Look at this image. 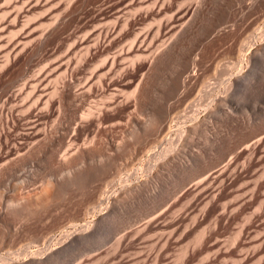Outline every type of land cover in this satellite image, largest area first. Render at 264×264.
Listing matches in <instances>:
<instances>
[{
	"label": "bare ground",
	"instance_id": "obj_1",
	"mask_svg": "<svg viewBox=\"0 0 264 264\" xmlns=\"http://www.w3.org/2000/svg\"><path fill=\"white\" fill-rule=\"evenodd\" d=\"M85 1V0H84ZM103 1V0H102ZM110 1V0H109ZM108 1V2H109ZM174 1L175 0H117V1H114V2H112V4H110L109 3V6H108V9L107 10H105V11H102V12H96L95 13V15L93 16V17H91L89 20L87 19V21H85L84 23H82V24H80V25H78L77 27L75 26L76 24H74L73 26L74 27H76V28H74L73 29V31H67V35H68V37H67V39L68 40H72L70 43L68 42V44H70V45H68L67 44V42H66V45H68L67 46V48L65 49V50H63V51H61V42H60V40L59 39H57V40H59V42H56L51 48V50H48V45L50 44V43H52L56 38H59L58 36H59V34L62 32V31H64V29H66L70 24H71V22H75L76 23V21H78V20H80L79 19V17H80V15L82 14V12H81V10L82 9H80V11L79 12H76V11H78V9L79 8H81L80 6L82 5V3H83V0H0V61H1V57H3V61H5L4 63L5 64H3V63H1V65L3 64L4 65V67L6 66H9L10 64H9V62H11L12 60L11 59H14L15 57H17L20 53H22V51H23V49L25 48V46H28L29 44H31L30 42H34L33 44H35V47L37 48V49H39L38 50V52L40 51V52H42L41 54H42V58H43V60L45 61V63L44 62H42V63H44L43 65H41L40 67H39V70L37 71L38 73L36 74V76H34V74L32 75V76H34V79H33V77H32V80L30 79H27V80H29V81H24L25 80V78H24V83H23V85H22V87L18 90V92H15L16 94H14V96H15V98H18V97H16V96H18V95H21L23 92H25V90L26 89H28V90H30V93L28 94V96L30 95L31 96V98H34V102L33 103H29V104H31L30 106H27L26 108H22V107H25V105H26V103L29 101H26V103H20V104H18L19 106H17V105H14L15 104V102H14V104L13 105H11L9 108H8V110L6 111L7 113H6V116L5 117H7V115L9 114L10 116H11V118L14 120V119H16V120H19V119H21V118H26L28 121L29 120H31V121H29V122H27V124H26V121H25V124L26 125H28V127L26 128L27 130L25 131V130H23V132L22 131H18V133H15V134H17L15 137H14V139H13V143L11 144V145H8V144H6L8 141V139H9V137H7V142L4 144L5 146L4 147H2L1 145L2 144H0V183L1 182H5V181H7V180H5V181H3L6 177H9L8 175H10V173L17 167V166H19V165H23L24 166V164L25 163H27V162H29L28 160L29 159H31L32 157H35V155H36V153L37 152H39L40 150H41V152H42V150H44L45 152H46V158H45V161H47L46 163H48V165H51V166H53L52 164H54V163H56L55 161L57 160L56 159V154H57V150L55 149V148H57V147H59V146H61L62 144V142L60 143V141L61 140H63L64 141V139H62L61 137H59L58 135V133H59V130H58V121H56V119L58 120V116L61 114V112L63 111H61V109H59V107L60 106H62L63 108H68V107H70V106H72V105H74L75 103H77V101L79 102H83V101H85V99H89L88 97H92V94H94V92L96 93L95 95H100V97L101 98H104L105 100L103 101V99H102V102H101V104L99 105V104H95L94 103V101L95 100H97V99H95V98H97V97H95L94 99H89V101H88V103L90 102V100H93V105H96L95 107H85V111H82L83 112V114H82V112L80 113V111H79V113L80 114H82L81 115V117H80V121L83 123V122H85L84 124H86V122L88 121H90V122H92V121H95V122H98V126H97V129H98V131H97V133L98 132H100L99 130H101L102 129V127H103V123L104 122H106V121H108V118H109V116H110V113L112 114L113 112H115V111H117V110H122V109H125V108H130L131 106H134V107H136V106H138V108L141 106V105H143V102H145L146 100H147V98H146V96L148 95L147 94V90H148V86H149V84L150 83H153L152 81H151V79L155 76V75H157V78L159 77L158 75H159V73L161 74V71L160 70H162V72L164 71V69H160L161 68V66L162 65H166V64H169V62L168 61H171L172 60V62L175 64V63H177L178 62V64H176L177 66H178V71H176V65H175V68L173 69L171 66H173L174 67V65H173V63L171 62V66H170V64L169 65H167L166 67H168V66H170V67H168V68H170L171 70H175L176 72L175 73H177V75L174 73V75H176V78H174L175 80H173L172 78L170 79V80H167L168 78V76L167 77H164V78H167L166 80V84H164V82H165V80H164V78H163V80H162V74H164V73H166L167 71H165V72H163L162 74H161V76L158 78V80H159V83L158 82H154V83H158V84H163L162 86H160V87H163V86H165L166 85V91L164 92L165 93V95L168 97H171L172 99H173V97H174V99H175V101L177 100L176 98H181L182 99V97H183V95L185 96L186 95V93H188L189 94V92L188 91H190V90H192V88H197V86H198V84H200V85H202V87H200L201 89H202V91L199 89V92H202L200 95H202L203 96V98L205 97V99L208 97V95L210 96V94H213L212 92L214 91L213 90V88L215 87L214 86V84L212 85V83H215V84H217L221 79H219L221 76L220 75H222L223 76V74L222 73H229V72H227V71H229V70H231V69H229L228 70V67H230L231 65H227V64H229L230 62V60H232V61H234L233 60V57H232V59H230L229 57L231 56H229V54H230V51L228 52L229 54H228V56H227V58H229V59H227L228 60V63H227V61H226V65L225 66H228L227 67V70L226 69H224V66L222 67V65H221V68H220V63H218L217 64V67H218V65H219V68L221 69V70H219L218 68V70L221 72H219V76L217 77V79H219V81L217 82V81H215V76H213L214 75V73H216L217 75H218V72H214L215 70H213V72L214 73H212L211 72V66H208V67H210V69L207 67V70L209 69L210 70V73H212V75H210V76H213V80L215 81V82H213V81H211V80H209V81H211L212 83L210 84L209 82H206L207 80L205 79V77H207V76H204V74H205V69L203 70V68H201L202 70L201 71H205L203 74H202V72L200 73L199 71V67H201V65L199 66V67H197L198 66V64H199V59H197V57H193V58H189L187 61H184V60H182V58L184 59V57H182L183 55H182V52L184 53V52H186V51H189V50H186L185 48L186 47H188V45L191 43L192 44V42H193V40L192 39H190V35H191V32L192 31H194V30H192V29H194L193 27H194V25H196L195 24V19L197 20H200L201 19V17H204V16H200V14L199 13H201L202 11H201V9H202V7H201V5H198V0H197V8L199 9V7H201V9H199V11H197V8H196V6H195V11L194 12H192V13H189L187 10V12L184 10V8L183 9H180V8H182V7H184V6H182V7H177V8H175L174 7ZM177 1V0H176ZM180 1H182V0H180ZM200 1V0H199ZM203 1V0H202ZM202 1H200V2H202ZM264 1V0H263ZM183 2V1H182ZM196 2V1H195ZM199 2V3H200ZM205 2V1H204ZM220 2V1H219ZM255 2V1H254ZM85 3V2H84ZM105 3V2H104ZM179 3H181V2H179ZM190 3V2H189ZM237 3V2H236ZM256 3V2H255ZM182 4V3H181ZM184 4H187V3H184ZM195 4V5H196ZM85 4H83V6H84ZM183 5V4H182ZM188 5V4H187ZM133 6H135V8H137L136 6H141V9H142V6H145L144 8L146 9L145 10V12H132V10H130V8L132 9V7ZM178 6H180V5H178ZM186 6V5H185ZM189 6H193V3H192V5H189ZM188 6V8H190ZM251 6V5H250ZM250 6H249V9L247 8V10H252L253 9V7H251L250 8ZM106 7V6H105ZM105 7H103V9H105ZM205 7V6H204ZM210 7V6H209ZM236 7V6H235ZM83 8V7H82ZM134 8V7H133ZM228 8V7H227ZM88 9V8H87ZM138 9H140V7L138 8ZM138 9H137V11H138ZM140 9V10H141ZM102 10V9H101ZM100 10V11H101ZM126 10L128 11V10H130L131 12H126ZM203 10V9H202ZM217 10V9H216ZM221 10V9H220ZM246 10V11H247ZM43 11V12H42ZM45 11V12H44ZM201 11V12H200ZM207 11V10H206ZM199 12V13H198ZM228 12V11H227ZM247 12H251V11H247ZM137 15H136V14ZM203 14H204V12H202ZM206 13V12H205ZM230 13V12H229ZM228 13V15H230ZM232 13H234V12H232ZM239 13V12H238ZM237 13V14H238ZM241 13V12H240ZM253 13V12H252ZM255 13V12H254ZM199 14V16H197ZM202 14V15H203ZM236 14V13H235ZM237 14H236V16L234 15V14H232L231 16L232 17H234V18H236L237 17ZM244 14H246L245 13V10H244V13L242 12V15L244 16ZM248 14V13H247ZM251 14V13H250ZM259 14H264V12H259ZM259 14H257L256 15V17H257V19H258V15ZM224 15V14H223ZM234 15V16H233ZM240 15V14H239ZM239 15H238V17H239ZM35 16H36V18H35ZM82 16H84V15H82ZM81 16V17H82ZM199 17V18H197V17ZM225 16V15H224ZM241 16V15H240ZM251 16V15H250ZM261 16V15H260ZM34 17V18H33ZM138 17L142 20V21H146V20H148L149 18H153V20L155 19L157 22H154L155 24H156V26H154L153 27V25H154V23L152 22V20L150 21V20H148L147 22H145V23H147V24H152L150 27H149V29H147L148 28V26L149 25H145V26H147V28L146 27H144V28H146V29H144V28H142L141 27V29H143L145 32H143L142 30H139L140 32H142V33H140L139 31L137 32L136 31V35L134 34L133 35V38L131 39V37H130V39H128V41L130 40V42H128L129 43V45H128V47H122V48H120L119 49V44H117L118 46V48H117V50H116V48H115V45H116V43L119 41V39L120 38H123V37H121L122 35H123V33H129L128 31L130 30H128V28L129 27H132L134 24H136L137 22H136V19H138ZM228 17V16H227ZM246 18L248 17V16H245ZM255 17V16H254ZM84 18V17H83ZM214 18H215V16H214ZM233 18V19H234ZM246 18H245V20H246ZM263 18V17H262ZM26 19V20H25ZM35 19V20H34ZM222 19V18H221ZM225 19V18H224ZM229 19H230V16H229ZM228 19V20H229ZM232 19V18H231ZM239 19L241 20V18L239 17ZM244 19V17H242V20ZM248 19V18H247ZM253 17H252V20L251 21H253ZM257 19H256V21H257ZM27 21V23L25 22V21ZM198 20H197V23H198ZM202 20L203 19H201L199 22H202ZM209 20V19H208ZM210 20H211V18H210ZM228 20H227V18H226V20H224V21H227L226 22V24H228ZM238 20V19H237ZM237 20H235V21H237ZM240 20H238V21H240ZM22 21H24V22H22ZM84 21V20H83ZM140 21V20H139ZM138 21V22H139ZM220 21V20H219ZM223 20H222V23L224 22ZM230 21V20H229ZM237 21V23L239 24V22ZM255 21V20H254ZM256 21H255V23L253 22V29H257L258 31H257V33H255V34H251L253 31H251L249 34L251 35V37L250 38H248V40H252V41H255L256 40V38L258 39V35L259 34H261V33H263L264 32V30L261 28V26L260 27H258V24L259 23H257L256 24ZM259 21V20H258ZM263 21V20H262ZM136 22V23H135ZM150 22V23H149ZM152 22V23H151ZM212 22V21H211ZM230 22H232V21H230ZM229 22V23H230ZM242 21H240V23H241ZM21 23H23V25H25V26H22L21 25ZM209 23V22H208ZM215 23H216V21H215ZM218 23H220V22H218ZM222 23H220V25L219 26H221V24ZM233 23V22H232ZM250 23V22H249ZM142 24V23H141ZM144 24V23H143ZM206 24V23H205ZM210 24V23H209ZM209 24H207V25H209ZM226 24H224L223 23V25L221 26V27H223V28H225L226 27ZM233 24H235V26H236V23L234 22ZM242 24H244V22H242ZM261 24V23H260ZM39 25V27H41V28H39V27H36V26H38ZM207 25H205V26H207ZM232 24L230 23V25L229 26H227V27H229V28H231L230 26H231ZM240 25V24H239ZM246 25V24H245ZM247 25H248V22H247ZM252 24H250L249 26H251ZM18 26H21V27H18ZM201 26V25H200ZM209 26H211L212 27V25H209ZM16 27H18V29H14V28H16ZM134 27V26H133ZM137 27V29H138V25L136 26ZM136 27H135V29H136ZM196 27V26H195ZM202 27H204V24H203V26ZM201 27V28H202ZM208 27V26H207ZM211 27H209V29L211 28ZM227 27L225 28V30L223 31V32H220L219 34H218V37L217 38H221V37H224L225 36V39H226V41L228 40L227 38H226V36L228 37V35H226V34H230L229 32H232L233 33V30H230L229 28V30L227 29ZM240 27H241V25H240ZM247 26H245V27H243V28H246ZM23 28V29H22ZM37 28V29H36ZM217 28H218V30H220V29H223V28H220V27H218V24H217V27L215 26V29L217 30ZM220 28V29H219ZM232 28H234V31H236L235 30V27L234 26H232ZM236 28H238V26L236 27ZM243 28L241 29V32H242V30H243ZM249 28V27H248ZM247 28V29H248ZM12 29H14L15 30V32L18 30H21V31H19V33H15L14 32V30L12 31ZM39 29V30H38ZM203 29H206V27H204ZM208 29V28H207ZM213 29V28H212ZM227 29V30H226ZM197 30H198V28H197ZM200 30V29H199ZM254 30V31H255ZM10 31H12V32H14L15 34H10L9 35V33H12V32H10ZM132 31V30H131ZM130 31V32H131ZM133 31H135V30H133ZM204 31H206V30H204ZM208 31V30H207ZM222 31V30H221ZM239 31V30H238ZM246 31V30H245ZM244 31V32H245ZM194 32H196V33H198L199 31H194ZM214 32V31H213ZM213 32H212V34H209V35H212L211 36V39H215L216 40V38H214V34H213ZM219 32V31H218ZM193 33V32H192ZM196 33H194V35L196 34ZM211 33V32H210ZM231 33V34H232ZM235 33V32H234ZM248 33L246 34V35H248ZM66 34V33H65ZM155 34H156V36H155ZM201 34H203L202 33V30H201ZM200 34V36L201 37H205V36H203V35H201ZM204 34H206V33H204ZM208 34V33H207ZM217 34V33H216ZM237 34V35H236ZM244 34V33H243ZM152 35H154V37H152ZM194 35H192L191 36V38H193L194 37ZM197 35H199V34H197ZM224 35V36H223ZM233 35V34H232ZM235 35L236 36H238V33H235ZM241 35V34H240ZM245 35V36H246ZM250 35H248V36H250ZM264 35V34H263ZM262 35V36H263ZM8 36H10L11 38H13V39H11L10 37H8ZM196 36V35H195ZM234 36V35H233ZM247 36V37H248ZM64 37V36H63ZM213 37V38H212ZM259 37H260V35H259ZM264 37V36H263ZM263 37H260V38H263ZM61 38V37H60ZM128 38V37H127ZM196 39L195 40H197L198 41V39H197V37H195ZM230 38V37H229ZM236 38V37H235ZM192 40L191 42H189V44H186V42H187V40ZM194 39V38H193ZM210 39V38H209ZM208 39V40H209ZM240 39H241V37H240ZM245 39H246V37H245ZM122 40V39H121ZM189 40V41H190ZM202 40V39H201ZM219 40V39H218ZM221 40V39H220ZM222 40H224V39H222ZM231 40H232V38H231ZM235 40V39H234ZM233 40V41H234ZM236 40H237V38H236ZM235 40V41H236ZM244 40V38H242V41ZM248 40H247V42H248ZM66 41V40H65ZM126 41H127V39H126ZM210 41H212V40H209V42L206 40L205 42L207 43L208 42V44L210 43ZM242 41H239V42H242ZM258 41V40H257ZM261 41V40H260ZM202 42V41H201ZM247 42H245V44H243L244 43V41H243V45L241 44L240 45V47L237 49V53H236V51H235V53H236V57H235V59H236V61L235 62H237L236 64L235 63H233L234 65H235V67H237V71L234 73V75H233V73H231V75H233V76H229L227 79H223V81H222V83L223 84H225V91H223L224 92V95H222L221 94V98H219V101H218V104H216V101H215V104H216V106L215 105H213V100H212V103H210V104H208V110L206 111V113H205V115H204V117L203 118H200L199 116H197V115H191L192 117H191V121H190V125L188 124L187 126H186V121L185 122H182V123H184V125H182V126H180L179 124H178V127L176 128V134L175 135H177L176 137H178L179 138V141H185V139L188 137L187 135L188 134H190V133H193V132H198L197 130L200 128V126L201 125H209L208 124V121L210 120V116H211V114L213 115V113L215 112V109H216V107L217 106H226V104H227V106L225 107V108H227V107H232L231 106V104L229 105V103H228V101H229V98H231V97H233V98H235V95L237 96V90H239V91H241V89H243L244 87H247V86H249L250 84H249V82H250V80H251V77L253 76L252 75V70H251V68H250V66L251 65H249V63H251L250 62V60H251V58L253 57V56H259V55H262V54H264V40L262 39V42H260V45L257 47H255L256 49L253 51V55L251 56V55H249V53H250V51L252 50L251 48H250V46H249V49H251L250 51H247V52H243V49H244V47H246L245 45H246V43ZM54 43V42H53ZM121 43V42H120ZM127 42H123V45L124 44H126ZM194 43H196V41H194ZM194 43H193V45H194ZM211 43H213V42H211ZM221 43V45H223L224 43L223 42H219V44ZM223 43V44H222ZM231 44H232V41L230 42ZM248 43H250V42H248ZM28 44V45H27ZM205 44V43H204ZM207 44V45H208ZM214 44V43H213ZM238 44V43H237ZM253 44V43H252ZM255 44V43H254ZM120 45H122V44H120ZM185 45H187L186 47H185ZM200 45H202L201 43H200ZM206 45V44H205ZM220 45V46H221ZM247 45H249V44H247ZM256 45V44H255ZM254 45V46H255ZM30 46H33V45H30ZM124 46H127V45H124ZM203 46V45H202ZM213 46V45H212ZM231 46V45H230ZM233 46H234V44H233ZM34 47V46H33ZM66 47V46H65ZM185 47V48H184ZM189 47H191V46H189ZM188 47V48H189ZM196 46H194V48H195ZM210 47H211V44H210ZM223 47V46H222ZM27 48V47H26ZM115 48V51L113 50ZM193 48V49H194ZM204 48V47H203ZM212 48V47H211ZM210 48V49H211ZM218 47L216 46V49H217ZM233 48V47H232ZM247 48V47H246ZM33 49V48H32ZM185 49V50H184ZM192 49V48H191ZM195 49H197V48H195ZM201 49V47L200 48H198V50H200ZM206 49H207V46H206ZM215 49V48H214ZM227 49V48H226ZM231 49V48H230ZM235 49V50H236ZM225 50V49H224ZM231 50H233V49H231ZM193 51V50H192ZM202 51L203 52H205L204 51V49H202ZM202 51H201V53H199V55L200 54H202ZM208 51V50H207ZM206 51V52H207ZM214 51V50H213ZM222 51V50H221ZM227 51V50H226ZM245 51V50H244ZM34 52V51H33ZM38 52H36V53H38ZM197 53L196 54H198V51H196ZM200 52V51H199ZM205 52V53H206ZM215 52V51H214ZM213 52V53H214ZM28 53H30V52H28ZM187 53V52H186ZM190 53V52H189ZM209 53V52H208ZM223 53V52H222ZM33 54V53H32ZM41 54H40V56H41ZM196 54H193L194 56L196 55ZM207 54V53H206ZM212 54V53H211ZM215 54V53H214ZM185 55V54H184ZM217 55V54H216ZM216 55L214 56V55H212V57L214 56V57H216ZM223 55V54H222ZM35 56V55H34ZM50 56H54L53 58H49ZM185 56H187V54L185 55ZM188 56H191V55H189L188 54ZM201 56V55H200ZM199 56V57H200ZM203 56L205 57V55H204V53H203ZM33 57V56H32ZM192 57V56H191ZM207 57H209L208 55H207ZM220 57V56H219ZM260 57V56H259ZM41 58V57H40ZM48 58L50 59V60H48ZM222 58V57H221ZM225 59H226V55H225V57H224ZM224 58H223V60H224ZM257 58V57H256ZM15 59H17V58H15ZM25 59H26V57H25ZM125 59H128V61L127 60H125ZM186 59V58H185ZM191 59L193 60V62L191 61ZM202 59V58H201ZM204 59V58H203ZM206 59H208V58H206ZM253 59V58H252ZM8 60H11V61H9L8 62ZM125 60V61H124ZM209 60H210V58H209ZM209 60H208V62H209ZM212 60H214L213 58H212ZM218 60V59H217ZM217 60H216V63H217ZM219 60H221V59H219ZM222 60V61H223ZM15 61V60H14ZM38 61V60H37ZM124 61V62H123ZM129 63L128 65H125V66H123V64L124 63H127V62ZM183 61L185 62V64H182L183 63ZM201 62H203L202 60H200ZM6 62H7V65H6ZM24 62V61H23ZM22 62V63H23ZM168 62V63H167ZM205 62H207V60L205 61V59H204V63ZM210 62H214V61H210ZM219 62V61H218ZM221 62V61H220ZM224 62V61H223ZM15 63V62H14ZM203 63V64H204ZM215 63V64H216ZM225 63V62H224ZM224 63H221V64H223L224 65ZM255 63V62H254ZM39 64H40V62H39ZM206 64V63H205ZM230 64H232V63H230ZM0 65V68L2 69L3 68V65L1 66ZM208 65H210V63L208 64ZM234 65H232L233 67H234ZM236 65H238V66H236ZM85 66H92L91 68H90V72L85 76V78H84V80L81 82V80L83 79L82 77H80V78H82V79H80V81H79V79H78V77H79V75L80 74H82L83 75V73H84V67ZM205 66H207V65H205ZM256 66V65H255ZM42 67V68H41ZM123 67V68H122ZM199 68L198 69V72L200 73H198L197 72V68ZM204 67V66H203ZM88 68V67H87ZM87 68H86V70H87ZM123 69V70H121V71H123V72H121V71H119V73H118V70H120V69ZM138 71V72H140L139 74H137V73H135V72H133V71H131V69H133L134 71H135V69ZM162 68H165L164 66L162 67ZM206 68V67H205ZM216 68V65L214 66V69ZM226 68V67H225ZM231 68V67H230ZM0 69V70H1ZM6 69V68H5ZM166 69V68H165ZM216 69V71H218ZM233 69V68H232ZM236 69V68H235ZM160 72H159V71ZM167 70V69H166ZM171 70H169L168 69V71L169 72H167V73H170V71ZM208 70V71H209ZM226 70V71H225ZM234 70V69H233ZM255 70V69H254ZM253 70V71H254ZM4 71V70H3ZM26 71V70H25ZM31 71V70H30ZM34 71V70H33ZM88 71V70H87ZM223 71V72H222ZM225 71V72H224ZM1 72V71H0ZM22 72V71H21ZM86 72V71H85ZM158 72V74H156ZM231 72H232V70H231ZM35 73V72H34ZM208 73V72H207ZM11 74V73H10ZM26 74V73H25ZM173 74V73H172ZM172 74L170 73V77H172ZM202 74V75H201ZM253 74H254V72H253ZM20 75V74H19ZM81 75V76H82ZM85 75V74H84ZM173 75V76H174ZM205 75H207V74H205ZM209 75V74H208ZM229 75V74H228ZM9 76V75H8ZM23 76V75H22ZM21 76V77H22ZM165 76V75H164ZM210 76H208V78L210 77ZM227 76V75H226ZM225 76V77H226ZM13 77H15V76H13ZM36 77V78H35ZM222 78V77H221ZM224 78V77H223ZM254 78V77H253ZM19 79V78H18ZM17 79V80H18ZM21 79V78H20ZM154 79V78H153ZM210 79V78H209ZM216 79V80H217ZM163 81V82H161L160 83V81ZM151 81V82H150ZM156 81V80H155ZM9 82H11V81H9ZM17 81H15V83H16ZM80 82V83H79ZM251 82H253V80L251 81ZM22 83V82H21ZM17 84V83H16ZM7 85V84H6ZM9 85V84H8ZM18 85V84H17ZM20 85V84H19ZM133 85H135V87L134 88H132V89H134L133 91L132 90H130V91H128V89L131 87V86H133ZM152 85H154V84H152ZM151 85V86H152ZM197 85V86H196ZM199 85V86H200ZM219 85V84H218ZM217 85V86H218ZM11 86H13V84L11 85ZM195 86V87H194ZM224 86V85H223ZM19 87V86H18ZM153 87V86H152ZM152 87H149V88H151V90H154V88L152 89ZM179 87H182L183 88V90L182 91H180L179 92V94H178V96L180 95V97H175V96H171V94H173V93H175L177 90H178V88ZM221 87V86H220ZM8 88V87H7ZM13 88V87H12ZM14 88H15V86H14ZM13 88V89H14ZM158 88H159V85H158ZM158 88H156V89H158ZM165 88V87H164ZM216 88V87H215ZM3 89H4V87H3ZM3 89H1V90H3ZM17 89V88H16ZM161 89V88H160ZM163 89V88H162ZM161 89V90H162ZM218 90H220L219 88H217ZM223 89H224V87H223ZM15 90V89H14ZM125 92H124V91ZM159 90V89H158ZM180 90V89H179ZM196 90V89H195ZM194 90V91H195ZM4 91H6V90H4ZM8 91V90H7ZM118 91H120V92H122V93H118ZM129 93H128V92ZM150 91V90H149ZM160 91V90H159ZM164 90H162V92H163ZM197 91H198V88H197ZM235 91H236V93H235ZM9 92V91H8ZM26 92H28L27 90H26ZM154 91H152L151 93H153ZM178 92V91H177ZM191 92V91H190ZM217 92V91H216ZM219 92V91H218ZM222 92V93H223ZM4 93V92H3ZM117 93H118V95L119 96H121V94H123V96H124V94H126L124 97L125 98H119V96L117 95ZM149 93V92H148ZM150 93V96H152V94ZM197 93V92H196ZM194 94L193 96H195V95H197V97L196 98H198V100L196 101V100H194V101H196L195 103L196 104H201V102L203 101V103H206L205 101L206 100H204L202 97H198L199 96V93L198 94ZM220 93V92H219ZM1 94V93H0ZM156 94H159V92L158 91H156ZM160 94H161V92H160ZM160 94H159V97H162L163 96V94H162V96H160ZM215 94V93H214ZM218 94V93H217ZM216 94V95H217ZM3 95H5V94H3ZM3 95H1V96H3ZM176 95V94H175ZM182 95V96H181ZM13 96V97H14ZM149 96V97H150ZM156 96V95H155ZM190 96H191V94H190ZM189 96V97H190ZM238 96H239V94H238ZM237 96V97H238ZM12 97V96H11ZM99 97V98H100ZM153 97H154V94H153ZM166 97V98H167ZM215 97V96H214ZM14 98V99H15ZM100 98V99H101ZM146 98V99H145ZM164 98V100L166 99L165 97H163ZM192 98H194V97H192ZM192 98H190L191 100H192ZM202 98V99H201ZM208 98H210V97H208ZM213 98V97H212ZM212 98H210V102H211V99ZM216 98V97H215ZM5 100L7 99L6 97L4 98ZM3 99V100H4ZM23 99H24V97H23ZM23 99H22V101H23ZM27 99H29V97L27 98ZM26 99V100H27ZM154 99V98H153ZM159 99V98H158ZM162 99V98H161ZM161 99H160V101L159 102H162L161 101ZM173 99V100H174ZM181 99L179 100V104H180V102H183V101H181ZM187 98L185 97V99H183V100H186ZM188 100L189 102H190V104H191V102H193L194 103V101H191V100ZM195 99V98H194ZM217 99V98H216ZM215 99V100H216ZM1 100V99H0ZM3 100L1 101V106H0V115L2 114V115H4L3 114V106L5 105V102H3ZM31 100V99H30ZM145 100V101H144ZM156 100V99H155ZM200 100H202L201 102H200ZM218 100V99H217ZM230 100H232V99H230ZM12 101V100H11ZM33 101V100H32ZM99 101V100H98ZM98 101L96 102V103H98ZM148 101H150L149 99H148ZM154 101V100H153ZM153 101H151V102H153ZM165 101H167V103L169 102L168 100H165ZM165 101L163 102V103H165ZM175 101H173V106L175 105ZM209 101H208V103H209ZM236 101V100H235ZM238 101V100H237ZM236 101V102H237ZM2 102L4 103L3 105H2ZM25 102V101H24ZM92 102V101H91ZM189 102H188V104H189ZM157 103H158V100H157ZM162 103V104H163ZM194 103V104H195ZM202 103V104H203ZM232 103V102H231ZM28 104V105H29ZM57 104V105H56ZM78 105H79V103H77ZM82 104V103H81ZM80 104V105H81ZM145 104V103H144ZM155 103H153V104H151V105H154ZM158 104H160V106L159 107H161V103H158ZM166 104V103H165ZM165 104H163L164 106H166ZM169 104V103H168ZM177 104V103H176ZM187 104V103H186ZM189 104V109H191V107L194 105H190ZM195 104V105H196ZM207 104V103H206ZM55 105L58 107V109H59V111H58V116H57V118L56 119H53V121H52V123H49L48 122V119H49V117L51 116V115H53L55 112H56V109L57 108H55ZM84 105V104H83ZM87 105V104H86ZM89 106L91 105L92 106V104H88ZM156 106H157V104H155ZM162 105V106H163ZM195 105L193 106V107H195ZM204 105V104H203ZM229 105V106H228ZM77 106V105H76ZM76 106H72L71 108H74L73 110H75V108H76ZM145 106H146V104H145ZM149 106H150V104H149ZM170 106V105H169ZM172 106V103H171V107H173ZM178 105H176V108H178L177 107ZM181 106V105H180ZM179 106V107H180ZM185 106V105H184ZM184 106H183V109H179V110H184ZM188 106V105H187ZM186 106V107H187ZM5 107V106H4ZM19 107H21L22 109L20 110V109H18ZM148 107V106H147ZM151 107V106H150ZM158 107V106H157ZM156 107V108H157ZM166 107H168V106H166ZM166 107L164 108V110H165V115L163 114L162 115V117H164L163 119H165L164 121H160L161 120V118H160V120H159V113L157 114L155 111H154V113H153V111H152V113H151V115L149 114L148 115V117H147V119H146V115H147V112H146V115L145 114H143V115H145V118L143 117V116H141V113H140V116H141V118H138L139 120H141V119H145V120H142L141 121V125H142V129H143V133H142V135H145V134H147V136H152L151 134H150V132H154V134H155V132H156V130H158V126H161V127H159V131L158 132H163V131H168L169 130V127H168V125H171L172 123H173V121L175 122V118H173L176 114H177V116H178V113H176V110H175V112L174 113H176V114H174V116L172 117V120H170V121H172V123H170V124H168V122H170L169 120H167L168 118H169V115H170V110H167L166 111ZM182 107V106H181ZM185 107V108H186ZM197 107V106H196ZM202 107V106H201ZM137 108V107H136ZM136 108H134V110L136 109ZM146 108V107H145ZM163 108V107H162ZM174 108V107H173ZM199 108V107H198ZM203 108V107H202ZM206 108V107H205ZM204 108V109H205ZM223 108V107H222ZM147 109V108H146ZM145 109V110H146ZM151 109V108H150ZM149 109V110H150ZM153 110H154V108H152ZM157 109H159V108H157ZM169 109V108H168ZM187 110H188V107L186 108ZM224 109V108H223ZM233 109V108H232ZM235 109H236V107H235ZM64 110H66V109H64ZM72 110V109H71ZM133 110V111H134ZM139 110V109H138ZM138 110H136V111H134L135 113H133L134 115L136 114V112H138ZM156 110V109H155ZM161 109H159V111H160ZM172 110H174V109H172ZM186 110V111H187ZM195 110H198L197 108L195 109ZM228 110H230V109H228ZM234 110V109H233ZM233 110H231V111H233ZM139 111H142L143 112V110H139ZM158 111V112H159ZM178 111V110H177ZM185 111V112H186ZM188 111H192L191 113H193V109H191V110H188ZM187 111V114L189 113ZM222 109H221V111H218L217 110V113L219 114V113H221L222 114ZM226 111V110H225ZM235 111V110H234ZM60 112V113H59ZM64 112V111H63ZM66 113H68V111L66 110L65 111ZM74 112H76V110L74 111ZM130 112V111H129ZM150 112V111H149ZM163 112V111H162ZM162 112H160V115H161V113ZM180 112V111H179ZM230 112V111H229ZM226 113L225 112V114H233L232 112L231 113ZM69 113H70V110H69ZM68 113V114H69ZM73 113V112H72ZM116 113V112H115ZM114 113V114H115ZM132 113V112H131ZM139 113H137L138 115H136V116H138L139 117ZM164 113V112H163ZM190 113V114H191ZM196 112H194V114H195ZM204 113V112H203ZM223 113H224V111H223ZM63 114V113H62ZM61 114V115H62ZM77 114V113H76ZM181 114V113H180ZM183 114H184V112H183ZM183 114H181V115H183ZM186 114V115H187ZM189 114V115H190ZM216 114V113H215ZM218 114H216V116H214V117H217V115ZM221 114H219L220 116H222ZM64 115H65V113L63 114V117H64ZM67 115V114H66ZM65 115V116H66ZM70 115V114H69ZM71 115H73V114H71ZM75 115V114H74ZM122 115V114H121ZM124 115V114H123ZM128 115L130 116V114L128 113V114H126V116L128 117ZM180 115V116H181ZM188 115V116H189ZM199 115V114H198ZM218 115V116H219ZM77 116H78V114H77ZM112 116V115H111ZM158 116V117H157ZM232 117H233V115H231ZM1 117V116H0ZM31 117H36V119H29V118H31ZM60 117V116H59ZM68 117V116H67ZM78 117V118H79ZM184 117V116H183ZM182 117V118H183ZM222 117H225V116H222ZM230 117V116H229ZM228 116H227V118H228V120L231 118H229ZM235 117V116H234ZM8 118H10L9 116H8ZM125 118V117H124ZM123 118V119H124ZM129 119L130 118H132L131 116L130 117H128ZM128 118H126L127 119V122L126 123H128L129 121H128ZM184 118H187V117H184ZM190 118V117H189ZM226 118V117H225ZM62 119H64V118H62ZM62 119H60V120H62ZM66 119V118H65ZM75 119V118H74ZM74 119H72L71 117H70V121L72 122ZM133 119V118H132ZM135 119H137V118H135ZM160 122H163V124L161 123H159V121ZM188 119V118H187ZM219 119H220V117H219ZM9 120V119H8ZM12 120V121H13ZM67 121H68V119H66ZM139 120H137V121H139ZM216 120H218L217 118H216ZM6 121H7V118H6ZM10 121V120H9ZM51 121V120H50ZM64 121V120H63ZM67 121H64L65 122V125H66V123H67ZM74 121H77V120H74ZM73 121V122H74ZM112 121V120H111ZM133 122H135V120H132ZM132 121L130 122V123H132ZM178 121V120H177ZM213 121H215V120H213ZM212 121V122H213ZM231 121V120H230ZM233 121V120H232ZM235 121H238V120H235ZM14 122V121H13ZM60 122V121H59ZM89 122V123H90ZM115 122H117L116 124H118V126H121V125H119V123L120 122H122V121H120L119 122V119L117 120V121H115ZM119 122V123H118ZM124 122V121H123ZM178 122H180V121H178ZM192 122V123H191ZM211 122V120L209 121V123ZM211 122V123H212ZM217 122V121H216ZM215 122V123H216ZM11 123V122H10ZM24 123V122H23ZM63 123V122H62ZM68 123H70V122H68ZM78 123V121L77 122H75V124H77ZM107 123V122H106ZM110 123V122H109ZM114 123V122H113ZM160 125H159V124ZM176 123V122H175ZM210 123V124H211ZM233 123H234V121H233ZM4 123L2 122V128H3V125ZM7 124L8 123H6V126H7ZM15 124H16V121H15ZM14 124V125H15ZM18 124V123H17ZM16 124V125H17ZM78 124H80V123H78ZM83 124V125H84ZM125 124V123H124ZM123 124V125H124ZM13 125V124H12ZM13 125V126H14ZM15 125V126H16ZM83 125H81V127H84ZM87 125V124H86ZM95 125H96V123H95ZM110 125H113V127L115 128V126H114V124H110ZM128 125H130V124H127V126H126V128L128 127ZM135 125H137V124H135ZM213 125H214V123H213ZM212 125V126H213ZM14 126V127H15ZM63 124H59V128H61L62 130H63ZM67 126V125H66ZM76 126V125H75ZM78 126V125H77ZM88 126V125H87ZM104 126H106L105 127V129H107V125L105 124ZM132 126H133V123H132ZM173 126V125H172ZM175 126V125H174ZM216 126V125H215ZM215 126H213V127H215ZM258 126H261V125H258ZM8 128L10 127V125H8L7 126ZM14 127H13V129H14ZM68 127H69V125H68ZM123 127V126H122ZM129 127H131V126H129ZM129 127L127 128L128 130H129ZM135 127V126H134ZM207 127V126H206ZM206 127H205V129H206ZM1 128V129H2ZM24 127L22 128V129H25ZM95 128V127H94ZM110 128H111V126H110ZM135 128H137L136 130L138 131V127H135ZM172 128V127H171ZM201 128H203V127H201ZM211 128V127H210ZM5 129V128H4ZM11 129V128H10ZM75 129V128H74ZM96 129V128H95ZM112 129V128H111ZM132 129V128H131ZM134 129V128H133ZM173 129V128H172ZM213 129V128H212ZM257 129V128H256ZM261 129H262V127H261ZM85 130V129H84ZM93 130V129H92ZM114 130V129H113ZM119 130H122V129H118V130H116V131H119ZM203 130H204V128H203ZM216 130V129H215ZM1 131V130H0ZM4 131V130H3ZM11 131H12V129H11ZM94 131V130H93ZM92 131V132H93ZM106 131V130H105ZM123 131H126L127 132V130L125 129V130H123ZM130 131V130H129ZM204 131H207V130H204ZM203 131V132H204ZM209 131H210V133H212L213 132V130H212V132H211V130L209 129ZM217 131V130H216ZM263 130H261V132H262ZM5 132V131H4ZM3 132V133H4ZM10 132V131H9ZM16 132V131H15ZM20 132H22V133H20ZM61 133H65L66 134V132H65V129L63 130V132L62 131H60ZM69 132V131H68ZM82 132L84 133V131L82 130ZM89 132V131H88ZM87 132V133H88ZM131 133H130V138H131V136L133 137L132 138V142L131 143H129L127 140V143L128 144H131L129 147H135V145L137 144V143H139V141H141L140 140V138H142V135H141V133H140V131H138V133H136V131L135 132H132V131H130ZM168 132H171V131H168ZM195 132V133H196ZM215 132V131H214ZM260 132V131H259ZM264 132V131H263ZM73 133V132H72ZM75 133H76V131H75ZM75 133L73 134V135H75ZM78 133V132H77ZM76 133V134H77ZM96 133V134H97ZM106 133V132H105ZM116 133V132H115ZM114 133V134H115ZM121 133V132H120ZM119 133V134H120ZM123 133V132H122ZM195 133L193 134V135H195ZM199 133V132H198ZM200 133H202V131L200 132ZM209 133V134H210ZM217 133H218V135L217 134H215V135H217V136H219V131H217ZM221 133V132H220ZM255 133V132H254ZM5 134V133H4ZM85 134V133H84ZM89 134V133H88ZM95 134V133H94ZM117 134H118V132H117ZM118 134V135H119ZM129 133H127V135H128ZM150 134V135H149ZM156 134H157V132H156ZM162 134V133H161ZM163 134H165V132L163 133ZM208 133L207 132H205V134H203V135H206V136H209V135H207ZM223 134V133H222ZM255 134H257V132L255 133ZM10 135V134H9ZM63 135V134H62ZM61 135V136H62ZM87 135V134H86ZM108 135H110L109 133H108ZM127 135H126V137L124 136V138L122 139L123 141H124V139L125 138H127ZM158 135V134H157ZM170 135H171V133H170ZM174 135V136H175ZM192 134H190L189 135V137L191 136V137H195V136H193ZM210 135H212V134H210ZM224 135H226V134H224ZM228 135V134H227ZM262 135V134H261ZM260 135V133H259V136H260V138H258V144H259V142L260 143H262V140H264V134L261 136ZM67 136V135H66ZM93 136V135H92ZM95 136H98V134L97 135H95ZM95 136H93L94 138H95ZM102 136V135H101ZM111 136V135H110ZM122 136V135H121ZM129 136V135H128ZM200 136H202V134H200ZM199 136V137H200ZM221 136V135H220ZM0 137H2V135H0ZM63 137V136H62ZM68 137V136H67ZM69 137L71 138V135L69 134ZM86 137V136H85ZM84 136H83V138H85ZM87 137H89L88 135H87ZM89 138L90 140L91 139H94V138ZM100 137V136H99ZM106 137V136H105ZM160 137V136H159ZM168 137V136H167ZM166 137V138H167ZM175 137V138H176ZM186 137V138H185ZM188 137V138H189ZM191 137H190V139H191ZM198 137V136H197ZM204 137V136H203ZM226 138H227V136H225ZM13 138V137H12ZM74 138V137H73ZM76 138H77V136H76ZM98 138V137H97ZM96 138V139H97ZM102 139H103V137H101ZM107 138V137H106ZM106 138H104V139H106ZM111 138V137H110ZM112 138H113V135H112ZM130 138H128V139H130ZM143 138H146V135H145V137H143ZM143 138H142V140H143ZM148 138V137H147ZM158 138V137H157ZM172 138H173V136H172ZM178 138L176 139V140H178ZM187 138V139H188ZM196 138V137H195ZM201 138V137H200ZM200 138H198V139H200ZM206 138V137H205ZM209 138V137H208ZM212 138H213V136H212ZM216 137H214V139H215ZM218 138L219 137H217V140H218ZM223 138V137H222ZM230 138V136L228 137V139ZM257 138H256V140H257ZM65 139H66V137H65ZM95 139V140H96ZM101 139V140H102ZM103 139V140H104ZM119 139V138H118ZM169 139H170V141L172 140L171 139V137L170 138H168L167 140L169 141ZM184 139V140H183ZM193 139V138H192ZM197 139V138H196ZM211 139V138H210ZM213 139V140H214ZM1 140V139H0ZM68 140V139H67ZM74 140V143H75V141H76V143H77V140H75V139H73ZM73 140H72V142H73ZM84 141H86V139H83ZM89 140V141H90ZM95 140H93V142H95ZM100 140V141H101ZM113 139H111V141H112ZM146 139H144L143 141H145ZM175 139H173L172 140V142L173 143H175L176 144V140L174 141ZM189 140V139H188ZM188 140H186V141H188ZM204 139L202 138V141H203ZM207 140H209V139H205V141L204 142H206L207 144H208V142H207ZM216 140V141H217ZM230 140V139H229ZM254 140V139H253ZM252 140V141H253ZM11 141V140H10ZM87 141H88V139H87ZM88 141V142H89ZM97 142L99 141V140H96ZM99 141V142H100ZM106 141H108V139H106ZM117 141V140H116ZM119 142V141H117L119 144H121V143H124V142ZM147 141H150L151 142V140H150V138L147 140ZM153 141H156L154 138H153ZM159 141H160V139H159ZM162 141H163V139H162ZM191 140H189V142H190ZM215 141V142H216ZM235 141V140H234ZM82 142V141H81ZM92 142V141H91ZM150 142H147V144L144 142H142L143 144H145V145H148ZM178 142V141H177ZM181 142V143H182ZM191 142H193L194 143V140H192ZM199 142V141H198ZM200 142H201V140H200ZM212 142V141H211ZM211 142H210V144H211ZM215 142H214V145H215ZM218 142L220 143V141L218 140ZM223 142V141H222ZM227 142H229V141H227ZM231 142V141H230ZM254 142V141H253ZM253 142H251V143H253ZM0 143H1V141H0ZM37 143H38V145H37ZM60 143V145H56L55 146V148L53 149V147L51 148V146H54L55 144H59ZM65 143V142H64ZM71 143V142H70ZM69 143V144H70ZM75 143V144H76ZM100 143H104V142H100ZM105 143H107V142H105ZM105 143H104V145H105ZM111 143H113V142H111ZM115 143V142H114ZM156 143V142H155ZM179 143V142H178ZM193 143H191V144H193ZM195 143H197V141L195 142ZM206 143H203V146H204V144H206ZM224 143V142H223ZM222 143V144H223ZM250 143V144H251ZM255 143L256 142H254V145H255ZM9 144H10V142H9ZM72 144V143H71ZM75 144L73 145V146H70V145H68L69 146V148H65V150L63 149V148H61V149H63L62 150V152H63V154H62V152H61V154L62 155H60V151H59V155L61 156H59L60 158H58V156H57V158L60 160V162H59V167H58V163H57V165H55V166H57L58 167V170H57V172L59 171V172H62L63 173V171L64 172H66V174H65V177L62 179L61 178V175H60V178L62 179L61 181L59 180V182L57 181V179L55 180L56 181V183H52V179H47L46 177L47 176H43L42 174H40V176H38L37 174H35L36 176H37V178L39 177H41V175L43 176V179H44V177L46 178L43 182V185L38 189L37 188V190H36V188H35V190L34 191H30V192H28L27 190V193H24V191H23V193L22 192H20L21 190H22V188L21 187H19V188H21V190L20 191H17L18 189H16V188H13V189H15L14 190V192H13V190H12V192L14 193V194H10L9 195V197L8 196H6V198L7 199H5V201H7V204L8 205H6V203L4 202V205L5 206H7V207H5V211L3 212L4 214L5 213H7L8 215H6V216H10V218H14V220L16 219V217L18 218V217H20V218H23V219H27V221L29 220V218H31V219H35V220H37V219H39L38 221L40 222V220H41V222L44 220L43 218L41 219L40 217H41V215H40V213L42 212V211H44L45 212V214L47 213V211L50 209L51 211H52V207H49L50 205H53L52 203H54L55 201L58 203V205H56L57 203L55 202L54 204H55V206L57 207V208H59V204H63V200L62 199H66V197H67V195L68 194H66V197H63V196H65L64 194L66 193V190H67V188H70L71 186L73 187H75V186H77V190L78 191H80L79 189H81V186H83V184L85 183V181L87 180V179H90L91 178V176L93 175V177H97L96 178V180L99 178V179H102L103 178V176H104V171L105 170H107L108 171V169H110L111 167L109 166V164L111 163V162H108V164L106 165V166H104V164H103V162L105 163L106 161H102L101 163H102V166H104V167H102L100 164V166L102 167H97L98 169H94V170H92L91 168L90 169H82V168H78V170H76V171H71V167L73 166V165H77L78 163H80L83 159H85V157L86 156H88V155H90L91 153H93L94 151H97L95 148H93L94 147V145L92 146V148H89V145L86 143V145H88L87 147V149H86V147H83V148H81V146L80 147H77L75 150H71L72 148H74L75 147ZM78 145H79V143H77ZM80 144H82V143H80ZM92 144V143H91ZM98 144V143H97ZM110 143L108 142V147L110 146L109 145ZM117 144V143H116ZM124 144H126V143H124ZM164 144V143H163ZM168 144V143H167ZM172 144V143H171ZM174 144V147H167V148H162L161 147V149H160V151H158L157 150V152H156V149H153L154 151H152V150H150V151H152L151 153H152V156L155 158V160L157 161V160H159V159H161V160H165L166 158H167V156H169L170 154L172 155V153L174 152L175 153V151H177V153H179V154H177V155H179V156H182L181 155V152H183V151H178V149L177 148H179L178 146L179 145H175ZM183 144V143H182ZM184 144H188L187 142H185ZM183 144V145H184ZM190 144V145H191ZM218 144V143H217ZM225 144V143H224ZM249 144V143H248ZM248 144H247V146L245 145L244 147L246 148V147H248ZM35 145H37V146H35ZM85 145V144H84ZM83 145V146H84ZM102 144H100V146H101ZM104 145L102 146V147H104ZM107 145V144H106ZM114 145V144H113ZM140 145V144H139ZM142 145V144H141ZM144 145V146H145ZM194 145V144H193ZM198 145V144H197ZM209 145V144H208ZM207 145V146H208ZM212 145V144H211ZM210 145V146H211ZM252 145V144H251ZM257 145V144H256ZM255 145V146H256ZM120 146V145H119ZM122 146V145H121ZM138 146V145H137ZM160 146V145H159ZM188 146H189V144H188ZM206 146V147H207ZM220 146V145H219ZM225 146V145H224ZM228 146H230L231 147V145H228ZM250 146V145H249ZM63 147V146H62ZM70 147H71V149H70ZM98 147H99V145H98ZM97 147V148H98ZM107 147V146H106ZM123 147V146H122ZM122 147H120L121 149H122ZM140 147V146H139ZM138 147V151L140 150V153L141 152H143V150H142V148H143V146H141L142 148L140 149ZM149 147H152V144L149 146ZM148 147V148H149ZM187 147V146H186ZM185 147V148H186ZM206 147H204V148H206ZM214 147V146H213ZM216 147V146H215ZM236 147V146H235ZM243 147V146H242ZM243 147V148H244ZM254 147V146H253ZM126 148H127V146H126ZM146 148V147H145ZM144 148V149H145ZM180 148H182V146L180 147ZM179 148V150H181ZM185 148L183 147L182 148V150H184V152H185ZM193 148V146L192 147H190V148H186V149H190L189 150V152L191 151V149ZM199 148H201V146L199 147ZM199 148L197 149V150H199ZM208 148H210V147H208ZM212 148V147H211ZM216 148H219V147H216ZM221 148V147H220ZM222 148H223V146H222ZM226 148V147H225ZM229 148V147H228ZM250 148V147H249ZM252 148V147H251ZM256 148L257 147H254L253 149H252V151L254 150L255 152H256ZM262 148H264V147H262ZM99 149H101V148H99ZM103 149V148H102ZM108 149V148H107ZM114 149V148H113ZM118 149V148H117ZM124 149H125V145H124ZM129 150H126V151H128V152H126L125 150V152L126 153H128L129 154V152H131V154L130 155H132L133 154V152H136L133 148H131L132 150H133V152H132V150H130V148H128ZM136 150H137V148H135ZM177 149V150H176ZM203 149V148H202ZM230 149V148H229ZM229 149L227 150V152L229 151ZM241 149V148H240ZM247 149V148H246ZM59 150V149H58ZM110 150H111V148H110ZM109 150V151H110ZM123 150V149H122ZM142 150V151H141ZM148 150V149H147ZM193 150V149H192ZM194 150H195V148H194ZM193 150V151H194ZM196 150V151H197ZM204 150V149H203ZM219 150V149H218ZM221 150V149H220ZM244 150V149H243ZM250 150V149H249ZM101 151V150H100ZM105 152H107L108 150H104ZM112 151H115V150H112ZM118 152H120L119 150H117ZM145 152L144 153H147L146 152V149L144 150ZM206 151V150H205ZM223 151V150H222ZM240 151V150H239ZM252 151H250V152H252ZM98 152V151H97ZM97 152H95V153H97ZM103 152V151H102ZM124 152V153H125ZM187 152V151H186ZM185 152V153H186ZM195 152V151H194ZM203 152V151H202ZM202 152H199L200 154L202 153ZM210 152L212 153L213 151H212V149H210ZM218 152H220V151H218ZM261 152V151H260ZM262 152H264V150L262 151ZM121 153V152H120ZM123 153V154H124ZM138 153V152H137ZM173 153V154H174ZM193 153V152H192ZM198 153V152H197ZM196 153V154H197ZM206 153V152H205ZM216 153V152H215ZM39 154V153H38ZM98 154V153H97ZM109 155H110V152L108 153ZM112 155L111 156H113V154L115 155L116 153H111ZM118 154V153H117ZM176 154V153H175ZM183 154V153H182ZM191 154V153H190ZM189 154V155H190ZM203 154V153H202ZM224 154V153H223ZM239 154V153H238ZM254 154V153H253ZM253 154L251 153V157L249 156L250 155V153H249V160L252 162V156H253ZM41 155V154H40ZM93 155V154H92ZM99 155L100 156H102L101 154H100V152H99ZM103 155H104V153H103ZM107 155V154H106ZM109 155H107L106 157L108 158V156ZM120 155V154H119ZM119 155H115V156H119ZM121 155H122V153H121ZM127 155V154H126ZM129 155V156H130ZM135 155V154H134ZM133 155V156H134ZM140 155V154H139ZM138 154H137V157L139 156ZM142 155H143V153H142ZM142 155L140 156L141 158H142ZM187 155L186 154V156L189 158H185L186 156L185 155H183V157H184V159L183 158H181V160L183 159L184 161V163H185V169L186 170H191V169H193L192 171H194V169L195 170H197V173H195V172H191L192 174L193 173H195V174H198V173H201L202 174V172H204L205 170H206V168L208 167L207 166V164L206 165H203V166H201L200 165V163L198 162L199 161V159H198V155ZM208 155H209V152H208ZM222 155V154H221ZM247 155V154H246ZM262 156H263V153L261 154ZM260 155V156H261ZM42 156V155H41ZM44 156H45V154H44ZM94 156H96L95 154H94ZM100 156H99V160H100ZM147 156V155H146ZM150 156V155H149ZM152 156H150L149 158L150 159H152L153 157ZM173 156V155H172ZM179 156H178V158H179ZM209 156H212V155H209ZM216 156V155H215ZM214 156V157H215ZM219 156V155H218ZM223 156V155H222ZM235 156V155H234ZM125 157V154L123 155V158ZM152 157V158H151ZM203 157V159H202V161H204L203 162V164L206 162L205 161V156H202L201 155V157L200 158H202ZM247 157V156H246ZM254 157V156H253ZM35 158H38V157H35ZM90 158H91V156H90ZM93 158V157H92ZM103 158V157H102ZM112 157H110L109 156V160H107V161H110V159H111ZM117 158V157H116ZM134 157H132V159H131V156L130 157H128L127 156V158H125L126 160L128 159V161H130V159L134 162H132L131 161V164L133 163V164H135L136 163V161H138V162H140L141 161V159L139 158H137L136 159V156H135V158L134 159H136L135 161H134V159H133ZM149 158L147 159V161H149V162H147V164L149 163L150 164V160H149ZM208 158H210V157H208ZM219 158V157H218ZM235 158H237V157H235ZM235 158H232V160L233 159H235ZM259 159H260V157H258ZM257 158V159H258ZM34 159V158H33ZM40 159V161H42L43 159L42 158H39ZM39 159L38 160H36V163H37V161H39ZM119 159V158H118ZM124 159V160H125ZM168 159V158H167ZM180 159V158H179ZM211 159V158H210ZM221 159H223V158H221ZM245 159V158H244ZM32 160V159H31ZM30 160V162H32ZM86 160V159H85ZM90 160H92V159H90ZM89 160V164H93V163H91V162H93V160L92 161H90ZM102 160H104V159H102ZM126 160H125V162H126ZM140 160V161H139ZM170 160V158L167 160V161H169ZM177 161H178V159H176ZM206 160H207V158H206ZM212 160V159H211ZM231 160V159H230ZM246 160H247V158H246ZM264 160V159H263ZM27 161V162H26ZM84 161V160H83ZM95 161V160H94ZM116 161H117V159H116ZM120 161L121 160H119L118 161V163L120 164ZM127 161V162H128ZM151 161H153V160H151ZM160 161V160H159ZM166 161V160H165ZM165 161H163L162 163L163 164H165V163H167V162H165ZM174 161V160H173ZM172 161V162H173ZM201 161V160H200ZM217 161H218V159H217ZM256 161H258V160H256ZM29 162V163H30ZM35 162V161H34ZM210 162H212V161H210ZM216 162V161H215ZM232 162V161H231ZM230 162V163H231ZM239 162V161H238ZM245 162V161H244ZM249 162V161H248ZM33 163V162H32ZM31 163V164H32ZM42 165L45 163V162H40ZM39 163V164H40ZM83 162H81V166H79V167H82V165L85 163L86 164V162H84L83 164H82ZM97 163V162H96ZM98 163H99V161H98ZM107 163V162H106ZM112 163H113V159H112ZM124 163V162H123ZM153 163V162H152ZM151 163V166L153 165ZM155 163V162H154ZM157 164H158V162H156ZM156 163L153 165L155 168H156ZM160 163V162H159ZM169 163H171V162H169ZM180 163V162H179ZM178 163V164H179ZM207 163V162H206ZM219 163V162H218ZM230 163H228L227 164V167L225 166V168H227V169H229V166H231V164ZM257 163V162H256ZM28 164V163H27ZM115 164V161H114V163L112 164V165H114ZM126 164V163H125ZM137 164V163H136ZM146 164V165H147ZM149 164H148V168H149ZM168 164V163H167ZM181 164V163H180ZM183 164V163H182ZM181 164V165H182ZM202 164V163H201ZM209 164H211V163H209ZM237 164V163H236ZM241 164V163H240ZM240 164H237V165H239L240 166ZM242 164H243V162H242ZM249 164H250V162H249ZM29 165V164H28ZM41 165V166H42ZM46 165V164H45ZM94 165V164H93ZM98 165V166H99ZM111 165V164H110ZM111 165V166H112ZM116 165H118V164H116ZM115 165V166H116ZM122 164H120V168H122V170H125V168H126V166H125V168L123 169V167L124 166H121ZM171 165H173V164H171ZM177 165V164H176ZM212 165H214L213 164V162H212ZM216 165H217V163H216ZM225 165H226V163H225ZM236 165V167L234 168V169H237V168H239L238 166ZM244 165H246L245 163H244ZM243 165V166H244ZM20 166V167H21ZM22 166V167H23ZM32 166H34V164L32 165ZM47 166V165H46ZM44 167V168H47L48 167V169L50 170V167L51 166H47V167ZM84 167L86 166V165H83ZM97 166V165H96ZM96 166H94V167H96ZM128 166V170H130V164H128L127 165ZM151 166H150V169H148V171L150 170L151 171ZM157 166H159V164L157 165ZM174 166V165H173ZM223 166H224V164H223ZM30 166H27V168H29ZM57 167H55V168H57ZM76 167V166H75ZM83 167V168H84ZM108 167H110V168H108ZM112 167H114V166H112ZM118 168H119V166H117ZM139 167V166H138ZM141 167V166H140ZM163 167H165V166H163ZM162 167V168H163ZM175 167V166H174ZM209 167H210V169L211 170H215L214 168H216V167H212L211 168V165H209ZM221 168H222V166H220ZM220 167H218V168H220ZM244 167H246V166H244ZM244 167L242 168L243 170L242 171H244ZM262 167V166H261ZM264 167V166H263ZM23 168H26V167H23ZM42 168V167H41ZM43 168V169H44ZM60 168V169H59ZM86 168H87V166H86ZM106 168H108V169H106ZM131 168H132V166H131ZM137 167H133L132 169H134V170H136L135 172H134V174H136L137 175V169H136ZM247 168V167H246ZM245 168V169H246ZM19 169V168H18ZM31 169V168H30ZM29 169V170H30ZM32 169H34L33 167H32ZM31 169V170H32ZM36 169H37V167H36ZM36 169H34V171L36 170ZM48 169H45V171L44 170H40V168H39V171H41V172H47V170ZM72 169H74V168H72ZM77 169V168H76ZM140 169V168H139ZM142 169H143V167H142ZM157 169H159V167H157ZM156 169V170H157ZM161 169V168H160ZM164 169V168H163ZM169 169H171V167L169 168ZM177 169V168H176ZM185 169H184V171H185ZM208 169V168H207ZM222 169H224V168H222ZM234 169H231L232 170V174H233V172L234 171H236V170H234ZM17 170V169H16ZM21 170H22V168H21ZM28 170V171H29ZM38 170V169H37ZM36 170V171H37ZM48 170V171H49ZM111 170L112 169H110V172H111ZM114 170V169H113ZM112 170V171H113ZM121 169H116V170H114V171H116V174H118V173H121V171H122ZM141 170V169H140ZM143 170H145V169H143ZM153 170V169H152ZM167 170V169H166ZM173 170V169H172ZM175 170V169H174ZM211 170H209L207 173H210V174H208L207 175V173H206V171H205V176L202 174V176H200L199 174V176L200 177H203V178H200L196 183H195V185H194V189L193 190H195L197 193H195V194H200V193H202V191H204L205 189H206V185H207V183L210 181V183L212 182L211 180H216V178H219V176H221L223 173H224V171H222V170H220L219 172L218 171H216V170H219V169H216L215 171H213L212 173H211ZM226 170V169H225ZM234 170V171H233ZM238 170V169H237ZM257 170V169H256ZM23 171H24V169H23ZM22 171V172H23ZM33 171V170H32ZM39 171H37V172H39ZM126 171V170H125ZM139 171V170H138ZM145 171H147V167H146V170ZM154 171V170H153ZM161 171V170H160ZM163 171V170H162ZM161 171V172H162ZM180 172H181V169L179 170ZM178 171V172H179ZM183 171V170H182ZM183 171V172H184ZM227 171V170H226ZM225 171V172H226ZM14 172H16L15 170H14ZM40 172V173H41ZM106 172V171H105ZM108 173V172H106V173H108V174H105L106 176L108 175V177L110 176V174L111 173ZM140 172V171H139ZM189 172V173H190ZM231 172V171H230ZM237 172V171H236ZM257 172V171H256ZM255 172V170H254V173H256ZM264 172V171H263ZM21 173V172H20ZM34 173H36V172H34ZM52 173V171L50 172V174ZM55 173H56V169H55ZM113 173V172H112ZM129 173L131 174V173H133V172H130L129 171ZM150 173V172H149ZM235 173V172H234ZM254 173H252L253 175H254ZM14 174H16V173H14ZM32 174V173H31ZM30 174V175H31ZM49 174V173H48ZM48 174H46V175H48ZM53 174H54V172H53ZM58 173H56V175H57ZM60 174V173H59ZM58 174V175H59ZM64 174H62V175H64ZM98 174H102L101 176H102V178L101 177H99V175ZM115 174V175H116ZM134 174H133V176H134ZM145 174V176H146V173H144ZM148 174V173H147ZM153 174V173H152ZM157 174L158 175H161L160 174V172L158 173L157 172ZM156 174V175H157ZM180 174V173H179ZM251 174V175H252ZM262 174V173H261ZM19 175V174H18ZM17 175V176H18ZM52 175V174H51ZM57 175V176H58ZM90 175V176H89ZM95 175V176H94ZM96 175H98V176H96ZM115 175H112L113 177H112V179H114V177H115ZM119 175V174H118ZM121 175V174H120ZM119 175V176H120ZM141 175V174H140ZM156 175H155V177H156ZM157 175V177H159ZM169 175V174H168ZM198 175H196L195 177H198L199 178V176ZM207 175V176H206ZM229 175V178H230V176H232L231 174H228ZM245 175H247V174H245ZM244 175V176H245ZM11 177L13 176L14 178L15 177H17V176H14L13 174L12 175H10ZM33 176V175H32ZM35 176V177H36ZM105 176V177H106ZM127 176H128V173H127ZM132 176V175H131ZM234 176H237V174L236 175H234ZM259 176V175H258ZM258 176H256V177H258ZM263 174H262V178H263ZM24 177H27V176H24ZM30 177V176H29ZM34 177V176H33ZM34 177V178H35ZM88 177H90V178H88ZM107 177V178H108ZM117 177V176H116ZM115 177V178H116ZM121 177H122V175H121ZM120 177V178H121ZM129 177V176H128ZM128 177H127V179H128ZM134 177H136V176H134ZM148 177V176H147ZM150 177V176H149ZM145 178L144 180H135V181H137L136 182V184L135 185H133V186H131V187H129V188H127V189H125V190H121V192L119 191V192H115L114 193V190H113V193L111 192V193H109L110 195L109 196H107V195H105V196H107V198H106V203H105V205L104 206H102L101 208L98 206V204L96 205V206H98V208H100L99 209V213H98V215H97V217L96 218H91V219H86L85 217H87L86 216V214L88 213V209L89 208H87V210H86V212H84L83 211V213H84V217L83 218H80V219H76L77 221L75 222V223H69V222H67V223H69V225H64V224H59L60 222H58V224H57V226H56V228L54 227L55 225L53 224V223H51V225L53 224L54 226V228L55 229H52L50 232H53L54 230L56 231V229L57 230H59V234H51V233H49L50 234V236L48 237V238H46L45 239V237H41V236H38V237H35V238H33V239H31V241H34V242H38V241H42V239H43V245L41 246V245H38V247H36L35 249H32L30 246H28L29 244H28V240H29V238L27 239V244H25V247L22 249V250H20V251H18V250H11V251H14V252H7L8 254H7V256H1L0 255V264H60L61 262H63V260L65 259V261L67 260V257H69V255L72 253V255H74L75 253H76V255H79V253L77 254V252L79 251L80 252V250L81 249H85L84 247H88V246H90V245H94V243H97L98 242V244L101 242V241H103L104 242V239L103 240H100V241H98L99 240V238L101 239V237L103 236V234H105V232L106 231H108L107 229L111 226V224H114L115 223V221L117 220V218H118V215H120L119 213H121L120 211H122V210H120V208H121V205L122 204H124L123 203V201L125 200V199H127V197L128 196H130L131 194H134V193H138V192H140L141 190H143L145 193H146V191H145V188L147 187V185L149 186L150 185V180L149 179H151V178ZM161 177V176H160ZM188 177V176H187ZM246 177V176H245ZM260 177V176H259ZM32 178V177H31ZM34 178H32V179H34ZM36 178V179H37ZM49 178V177H48ZM51 178V177H50ZM59 178V179H60ZM107 178H105V179H103V180H101L102 182L104 181H106V179ZM120 178L119 179H116V180H120ZM139 178V177H138ZM189 178V177H188ZM235 178V177H234ZM234 178H232V179H234ZM6 179H8V178H6ZM29 179V178H28ZM111 178L110 179H108L107 181L109 182L108 183V185H110V180H112ZM126 179V178H125ZM125 179H122L121 178V180H125ZM225 180H226V178H224ZM223 179V180H224ZM254 179V178H253ZM257 179V178H256ZM27 180V178L25 179V181H24V183H26V182H28V181H26ZM35 180V179H34ZM52 180V181H51ZM92 180V179H91ZM222 182H224L222 179H220ZM263 180H264V178H263ZM30 181V180H29ZM88 181V180H87ZM90 181V180H89ZM93 181V180H92ZM92 181H90V182H92ZM114 181H115V179H114ZM114 181H112V184L113 183H115ZM154 181H155V179H154ZM158 181H159V179H158ZM231 181V180H230ZM244 181V180H243ZM243 181H241L242 183H243ZM249 181L250 180H245L244 181V183L246 182H248L249 183ZM256 181H258V184H259V180L257 179ZM31 182H33V180L31 181ZM90 182H88L89 184V186L85 183V188L88 186V188L91 186L90 184H92V183H90ZM94 182H95V179H94ZM97 182V181H96ZM94 183V185L95 184H97V183ZM100 182V181H99ZM102 182H100V183H102ZM134 182V181H133ZM156 182V181H155ZM182 182V181H181ZM180 182V183H181ZM191 182V181H190ZM220 182V181H219ZM222 182H220L219 183V186H221L223 183ZM251 182V181H250ZM253 182V181H252ZM3 183H1L2 185H3ZM23 183V184H24ZM30 183V182H29ZM28 183V184H29ZM41 183V182H40ZM106 183V182H105ZM123 183V182H122ZM127 183H129V181L128 182H126V184ZM131 183V182H130ZM149 183V184H148ZM152 180H151V187H152ZM193 183V184H194ZM213 183H214V181H213ZM215 183H216V181H215ZM225 183V182H224ZM230 182H228V184H229ZM242 183H240L238 186H242L243 184ZM245 183V184H246ZM262 183V182H261ZM119 184H121V183H119ZM156 184H158V182L156 183ZM182 184V183H181ZM190 184V183H189ZM192 184V185H193ZM227 184V185H228ZM242 184V185H241ZM244 184V186H246ZM257 184V185H258ZM14 185H15V183H14ZM14 185L12 184V186L14 187ZM22 185V184H21ZM93 185V184H92ZM93 185V186H94ZM98 185V184H97ZM96 185V186H97ZM104 185V187H105V184H103ZM107 185V184H106ZM125 184L123 183V185L122 186H124ZM129 185H132V184H128V186ZM208 185H210L209 183H208ZM207 185V186H208ZM256 185V186H257ZM18 186H20V185H18ZM23 186H25V184L23 185ZM111 186V185H110ZM121 186V188H124V187H122ZM154 186V185H153ZM156 186V185H155ZM154 186V187H155ZM158 186H159V184H158ZM210 186H212L213 187V185H212V183H211V185ZM209 186V187H210ZM218 186V184L215 186V188H218L219 187ZM224 186V185H223ZM237 186V188H238V191H239V189L241 188H239ZM243 186V187H244ZM3 187V186H2ZM15 187H17V184L15 185ZM71 187V188H72ZM73 187V189H74V191H75V188ZM99 187V186H98ZM101 187H103V186H101ZM104 187L103 188H101L102 190L104 189ZM118 187V186H117ZM126 187H127V185H126ZM242 187V188H243ZM247 187V186H246ZM254 187V186H253ZM1 188V187H0ZM83 188V187H82ZM87 188V189H88ZM96 188V187H95ZM150 188V187H149ZM153 188V187H152ZM190 188V187H189ZM214 188V189H215ZM224 188V187H223ZM237 188H235V190L237 189ZM241 188V189H242ZM3 189V188H2ZM73 189H71V190H73ZM93 189V188H92ZM109 189V188H108ZM111 189H114V188H111ZM116 189V188H115ZM147 189V188H146ZM154 189V188H153ZM152 189V190H153ZM188 189V188H187ZM208 189V188H207ZM214 189H212V190H214ZM220 190L222 189V188H219ZM253 189V188H252ZM254 189H257L256 187L254 188ZM254 189H253V193H252V190H250V192H245V190H244V192H245V194H244V192H242L241 194L243 195V197H239V200H237L238 198H237V196H236V203H237V201H240L242 198H244V196L246 197V195L247 194H250V193H252L253 195L256 193V190H255V192H254ZM30 190V189H29ZM82 191H84V194H85V192H86V189H81ZM97 190V189H96ZM98 190H100V188L98 189ZM105 190V189H104ZM192 190V191H193ZM216 190V189H215ZM231 190V189H230ZM233 190V189H232ZM69 193H70V190H67ZM89 191H91V188L90 189H88L87 190V192H88V194L90 193ZM95 190L93 189V192H94ZM111 191V190H110ZM149 192H150V190H148ZM161 190L159 189V192H160ZM180 191V190H179ZM184 191V190H183ZM191 191V192H192ZM247 191H249V190H247ZM264 191V190H263ZM67 192V193H68ZM73 191H71V193H72ZM75 192H77V191H75ZM97 192V191H96ZM95 192V193H96ZM100 192H102V194H103V192L105 193L106 191H101L100 190ZM142 192V191H141ZM143 192V193H144ZM148 192V193H149ZM155 194H156V192L155 191H153ZM158 192V193H159ZM185 192V191H184ZM190 192V191H189ZM204 192H206V191H204ZM218 192V191H217ZM216 192V193H217ZM11 193V192H10ZM81 193V192H80ZM94 193V194H95ZM219 194H220V192H218ZM3 194H6L5 192L3 193L2 192V190L0 189V203H2L1 202V199L3 198ZM8 194V193H7ZM77 194V193H76ZM83 193L81 194V196L82 195H84ZM87 193H86V195H84V197L83 198H81L79 195L80 194H77L78 195V197H79V199L81 198V200L83 199L84 200V198L88 195ZM92 194V193H91ZM91 194H90V196H91ZM94 194H93V196H94ZM100 194V193H99ZM98 194V195H99ZM101 194V195H102ZM112 194H114V195H112ZM142 193H140L139 195H141ZM183 194V193H182ZM181 194V195H182ZM194 194V193H193ZM208 194H210V193H208ZM213 194H215V193H213ZM240 194V193H239ZM239 194H237L238 196H239ZM72 195H74V193L72 194ZM77 195H75V197L73 196H71L70 195V199H68V197H67V201L69 200V204H70V206H71V204H72V202L74 203V201L75 200H77L78 199V197H77ZM97 195V196H98ZM146 196H147V194H145ZM149 195H151L150 193H149ZM163 195V194H162ZM162 195H160V196H162ZM169 195H171V194H169ZM201 195V194H200ZM207 195V194H206ZM206 195H204L205 197H206ZM216 195V194H215ZM215 195H213V196H215ZM252 195V196H253ZM96 196V195H95ZM133 196V198H135L137 201H138V199L140 198L139 196H138V199H137V197H134V196H136V194H134V195H132ZM193 196V195H192ZM194 196H196V195H194ZM193 196V197H194ZM208 196V195H207ZM212 196V195H211ZM252 196H250V200L251 199H253V198H255V197H252ZM77 197V198H76ZM92 197V196H91ZM141 197H142V195H141ZM151 197V196H150ZM155 197H158V196H155ZM165 198L166 197V195L165 196H162V198ZM169 197V196H168ZM182 197H184V196H182ZM192 197V198H193ZM201 197V196H200ZM199 197V198H200ZM205 197H203L202 199H204ZM5 198V197H4ZM75 199V200H73V201H71V203H70V200L71 199ZM93 198V197H92ZM101 198H103L102 196H101ZM129 199H130V202L132 201V203L134 204V200H131V199H133V198H130V197H128ZM144 198H146L145 196H144ZM159 198V197H158ZM167 198V197H166ZM186 198H188V196L186 197ZM192 198H190V199H192ZM196 197H194L193 198V201L194 200H196L195 199ZM249 198V197H248ZM60 199H61V203H59V201H60ZM64 199V201H66ZM78 199V201H80ZM87 199H88V196L86 197V201H87ZM94 200H95V198H93ZM104 199V198H103ZM150 199V198H149ZM155 199H157V198H155ZM160 200H161V198H159ZM178 199H180V196L178 197ZM201 199V200H202ZM213 199V198H212ZM216 199V198H215ZM235 199V198H234ZM83 200H82V203H83ZM91 199H89L88 201H90ZM93 200V201H94ZM98 200H100L99 198H98ZM98 200H96L97 202H99ZM151 200H153V198L151 199ZM150 200V201H151ZM159 200V201H160ZM165 200V199H164ZM200 200V201H201ZM209 201L208 202H211V199H208ZM214 200V199H213ZM248 200V199H247ZM264 200V199H263ZM3 201V200H2ZM66 201V202H67ZM78 201H76V203L78 202ZM92 201V202H93ZM129 201V200H128ZM136 201V202H137ZM140 201V200H139ZM180 201V200H179ZM191 201V200H190ZM190 201H189V203H190ZM192 201V202H193ZM253 201V200H252ZM81 202V201H80ZM96 202V203H97ZM102 202H103V200H102ZM101 201L99 202V204L100 203H102ZM124 202H127L126 200L124 201ZM154 202H156L155 200H154ZM153 202V203H154ZM199 202V201H198ZM205 202H207V201H205ZM204 202V203H205ZM207 202V203H208ZM215 202V201H214ZM224 202V201H223ZM230 202V201H229ZM243 202H246L245 201V199H244V201ZM243 202H242V204L241 205H243ZM248 202V201H247ZM262 202V201H261ZM82 203H79L78 202V204L80 205V204H82ZM84 203H85V201H84ZM87 203V202H86ZM89 203H91V202H89ZM88 203V204H89ZM96 203H94L93 202V206H94V204H96ZM158 203V202H157ZM183 203V202H182ZM200 203V202H199ZM203 204V205H205V206H207V205H210V203H208V204ZM231 204H232V202H230ZM69 204H67L68 206H69ZM75 204V203H74ZM128 204H130V203H128ZM132 204V205H133ZM136 204V203H135ZM197 204V203H196ZM240 204V203H239ZM246 204V203H245ZM253 204V203H252ZM2 205H3V203H2ZM3 205V206H4ZM84 205H86V204H84ZM92 205V204H91ZM87 206V207H90L91 209L92 208H95V206L93 207V206ZM102 205V204H101ZM126 205H127V203H126ZM155 205V204H154ZM153 205V206H154ZM161 205V204H160ZM164 205V204H163ZM172 205H173V203H172ZM172 205H171V207H172ZM203 205H202V207H203ZM227 204H223V206H226ZM230 205V204H229ZM261 205H264V202H262L261 203ZM54 206V207H55ZM62 207V209H60V211H63L64 209H63V206L65 207L66 206V203L64 204V205H61ZM68 206H66L65 208H68ZM70 206H69V209H67V210H70L71 208H70ZM86 206L84 207V208H86ZM124 207H126L125 205H123ZM128 206V205H127ZM156 206H159V204H157ZM203 207V208H206V207ZM244 206V205H243ZM249 206V205H248ZM251 206V205H250ZM0 207H1V204H0ZM49 207V209H47ZM55 207V209L57 210V208ZM72 207H73V205H72ZM82 207H83V204H82ZM130 207L132 208V206H131V204H130ZM211 207H212V205H211ZM217 207V206H216ZM228 207V206H227ZM226 207V208H227ZM240 207V206H239ZM238 206H236V208H239ZM252 207V206H251ZM76 208H78V207H75L74 208V210L76 209ZM166 208V207H165ZM164 208V210H162V212L163 211H166L168 208H166L165 209ZM235 208V207H234ZM234 208H232V209H234ZM235 208V209H236ZM1 209H3V207H1ZM46 209H47V211H46ZM54 209V208H53ZM78 209H80V208H78ZM91 209H89L90 211H91ZM129 209V206H128V208H126V212L128 213V210ZM152 209V208H151ZM199 209H201V207L199 208ZM225 209V207H223V210ZM239 209H241V207L239 208ZM56 210H53L54 212H56ZM72 210V209H71ZM70 210V211H71ZM81 210V209H80ZM94 210V209H93ZM92 210V211H93ZM97 210V209H96ZM223 210H222V212L221 213H223ZM231 210V209H230ZM238 210V209H237ZM237 210H233L234 212L235 211H237ZM51 212V214H50V216L47 218L48 220V222H47V224L44 222L43 223V225L45 224V225H48V223H50V222H52V220L51 219H49L51 216H53L52 215V213H54V212ZM64 211H66V209L64 210ZM63 211V212H64ZM91 211V212H92ZM95 211V210H94ZM1 212V213H2ZM44 212H42V213H44ZM50 211H48V213H49ZM59 212V211H58ZM81 212V211H80ZM123 212V211H122ZM126 212H125V214H126ZM160 212V213H159ZM158 213H156L155 212V219L154 218H152V219H154V220H152L151 218H149L148 219V222H147V225L149 226V225H151V223H155L156 221H157V219H156V217H158L157 216V214H160V216H161V211H159ZM224 212H225V214H226V209L224 210ZM231 212V211H230ZM244 212V211H243ZM78 213V212H77ZM76 213V214H77ZM92 213H94V212H92ZM124 213V212H123ZM122 213V214H123ZM171 214H172V212H170ZM188 213V212H187ZM190 213V212H189ZM201 213H202V211H201ZM201 213H200V215H201ZM221 213H219V214H221ZM232 213V212H231ZM45 214H42V215H45ZM56 214V213H55ZM79 214V213H78ZM89 214H91L90 212H89ZM163 214V213H162ZM197 214H199V213H197ZM196 214V215H197ZM224 214V213H223ZM251 214V213H250ZM1 215V214H0ZM38 215H40V217L39 218H37L38 217ZM58 216L59 215H61V213L59 214H57ZM64 215V214H63ZM63 215H61L60 217H64ZM72 215H74V214H72ZM80 215V214H79ZM92 215H94V214H92ZM173 215V214H172ZM172 215H168L169 217L171 216V218L173 217ZM182 215V214H181ZM180 215V216H181ZM188 215V214H187ZM230 215V214H229ZM260 215V214H259ZM4 216L5 215H3L2 214V218H4ZM55 217H56V215H54ZM53 216V217H54ZM66 216V215H65ZM90 216V215H89ZM122 216V215H121ZM124 216H128L127 214L126 215H124ZM159 216V217H160ZM168 216H166V217H168ZM178 216V215H177ZM186 216V215H185ZM232 216V215H231ZM249 216H251V215H249ZM54 217V218H55ZM68 217H69V214H68ZM76 217H78L77 215L75 216V218ZM93 217V216H92ZM141 217V216H140ZM153 217V216H152ZM168 217V218H169ZM187 217V216H186ZM197 218L199 217L198 215L196 216ZM219 217V216H218ZM1 218V217H0ZM57 218V217H56ZM66 218V217H65ZM132 218H133V216L131 217V220H132ZM170 218V219H171ZM175 218V217H174ZM174 218L172 219V220H174ZM177 218V220H178V217H176ZM180 218V217H179ZM191 218H193V219H195L194 218V215H193V217H191ZM254 218V217H253ZM19 219V218H18ZM18 219H16V220H18ZM30 219V220H31ZM46 219V218H45ZM72 219L73 218H71V221H72ZM120 218H118V220H119ZM129 220H130V215H129V218H128ZM169 219V222L171 221ZM199 219V218H198ZM258 219V218H257ZM3 220V219H2ZM13 219L11 220L12 222L11 223H13V221H14ZM16 220H15V222H16ZM22 220V219H21ZM35 220H33V221H35ZM49 220H51V221H49ZM57 220V219H56ZM62 220V219H61ZM60 220V221H61ZM70 219H68V221H69ZM122 220H123V218H122ZM121 220V221H122ZM125 221L124 222H126L127 220H126V218L124 219ZM128 220V221H129ZM163 220V219H162ZM176 220V219H175ZM176 220V221H177ZM196 220V219H195ZM202 220V219H201ZM249 220V219H248ZM8 221V220H7ZM10 221V220H9ZM8 221V222H9ZM19 222H20V224H22L21 222L22 221H24L23 223H25L26 224V222H25V220H22V221H20V219L18 220ZM18 221H17V223H18ZM32 221V222H33ZM37 221V223L38 224H40L39 222ZM58 221H59V219H58ZM64 221V220H63ZM70 221V222H71ZM127 221V222H128ZM134 221H136V219L134 220V218H133V222H131L132 224H130V225H132V227L133 228H136V226L134 225L133 226V223L135 224L136 222H134ZM194 221V220H193ZM216 221V220H215ZM218 221V220H217ZM217 221H216V223L215 224H217ZM247 221V220H246ZM250 221V220H249ZM255 221V220H254ZM4 222H5V220L2 222L3 224H4ZM29 223L31 222V221H28ZM27 222V223H28ZM36 222V221H35ZM56 222V221H55ZM54 222V223H55ZM62 222V221H61ZM73 222V221H72ZM119 222H120V220H119ZM159 222H161V221H159ZM158 222V223H159ZM169 222L168 221H166V223H163V224H169ZM174 222V221H173ZM252 222V221H251ZM256 222V221H255ZM264 222V221H263ZM29 223H28V225H29ZM116 223H118V222H116ZM115 223V224H116ZM123 223V222H122ZM121 223V224H122ZM146 223V222H145ZM245 223V222H244ZM249 223V225L251 224L250 222H248ZM248 223L246 224H244V225H247L248 226ZM259 223V222H258ZM261 223H262V219H261ZM6 224V223H5ZM25 224H22V225H25ZM31 225H29V228H32V227H30V226H32V223H30ZM33 224H34V222H33ZM36 224V223H35ZM34 224V225H35ZM37 224V225H38ZM56 224V223H55ZM127 224V223H126ZM126 224H124V225H126ZM129 224V223H128ZM162 224V225H163ZM167 224V225H168ZM194 224H195V221H194ZM210 224V223H209ZM254 224V223H253ZM11 225V224H10ZM13 226H16V223H14V224H12ZM21 225V226H22ZM28 225L27 226H22L23 228L22 229H20V228H14V229H20V230H22V233H27V232H25V229H26V227H28ZM33 225V226H34ZM36 225V226H37ZM130 225H129V227H130ZM146 225V224H145ZM146 225V226H147ZM161 225V226H162ZM206 225H208V224H206ZM257 225V224H256ZM259 225V224H258ZM257 225V226H258ZM20 226V225H19ZM19 226H16V227H19ZM113 226V225H112ZM116 226V225H115ZM114 226V227H115ZM119 226V224L117 225V227ZM137 226H140V225H137ZM148 226L146 227V228H148ZM155 226V225H154ZM156 226H157V224H156ZM165 226V225H164ZM241 226H242V224H241ZM247 226H245V227H247ZM1 227L4 229H6V228H8V227H3L2 225H0V229H1ZM35 227V226H34ZM121 229L120 230H126L127 229V227L128 226H126V229H124L125 227H123V224L121 225ZM128 228L127 229V232H130L131 230H133V228ZM177 227V226H176ZM211 227V226H210ZM214 227V226H213ZM212 227V228H213ZM243 227V226H242ZM241 227V228H242ZM9 228H11V227H9ZM8 228V229H9ZM41 228V227H40ZM45 228H46V226H45ZM112 228V227H111ZM118 228H120V226L118 227ZM117 228V229H118ZM143 229V227H140V228H138L137 229V231H140V229ZM145 227H144V231H145V229H146ZM161 228V227H160ZM159 228V232H164V234H167L169 231H167L166 230V228H165V230L167 231H164L163 229H162V231H161V229ZM204 228V227H203ZM244 228V227H243ZM242 228V230L241 229H239V230H237V234H236V236H237V238H236V236H234L236 239H237V243H238V239H240V240H242V238H243V235H248L249 233H250V231L249 230H247V228H244L243 229ZM250 228V227H249ZM4 229V231L5 232H3V234H0V235H4V233H6V231H7V229L5 230ZM12 229V228H11ZM23 229H24V232H23ZM36 228H34V230H35ZM48 229H49V227H48ZM114 229V232H116V231H118L116 228H112V230ZM116 229V230H115ZM129 229H131L130 231H128ZM141 229V230H142ZM168 229V228H167ZM175 228H173V230L172 229H170L171 231H174V232H176L175 230H174ZM206 229V227L204 228V229H200V231H204ZM262 229V228H261ZM15 231L14 233L16 234V232H18V231ZM28 230V229H27ZM31 230V229H30ZM41 230H43V228L42 229H40V231ZM111 230V229H110ZM110 230H109V232H110ZM111 230V231H112ZM147 230V229H146ZM152 230V229H151ZM155 230H157V229H155ZM184 230V229H183ZM182 230V231H183ZM199 230V229H198ZM207 230V229H206ZM210 230V229H209ZM253 230V229H252ZM257 230H259V229H257ZM44 231V230H43ZM48 231V230H47ZM136 231V232H137ZM144 231H140V232H138L137 234H141V233H143ZM185 231V230H184ZM199 231V232H200ZM201 232V234H200V236L198 237V235H197V237H198V240H196L195 239V241H199L200 242V244L198 243H196L195 241V243L192 241V243L195 245V247H196V245L198 246H200L201 245V241H202V243H203V241H204V239H206V237L202 234V233H205L206 234V232L204 231V232ZM211 231L212 230H210V233H211ZM254 231H255V228H254ZM263 231V230H262ZM11 232H13V229H12V231ZM10 232V233H11ZM32 232V231H31ZM35 232H37V231H34V233ZM125 232V234L123 233L122 235H120L119 237H117V245H122L123 243L122 242H120L119 241V238H122L121 236H125L127 233H126V231H124ZM134 232V231H133ZM148 232V231H147ZM166 232V233H165ZM174 232H172V235H171V232H169L170 234V236H167V238H166V240H168V241H164L163 243L165 244V246H164V244L162 245V247L164 246V247H167L166 246V242L167 243H169V240L172 238V236H173V233ZM215 232V231H214ZM236 232V231H235ZM252 232V231H251ZM260 233H261V231H259ZM14 233H12V234H14ZM21 233V231L19 232V233H17L18 235ZM44 233H46V232H44ZM43 232H41V234H44ZM107 233V232H106ZM145 233V232H144ZM209 233V234H210ZM256 233H257V231H256ZM260 233H257L256 235L258 236V234H260ZM263 233H264V231H263ZM263 233H261V234H263ZM7 234V233H6ZM8 234H9V232H8ZM8 234H7V237H8V239H9V236L11 237V238H13L12 237V234L11 235H9L8 236ZM14 234V235H15ZM16 234V235H17ZM40 234V235H41ZM117 234V233H116ZM135 234V233H134ZM137 234L136 235H133V237L132 238H130L132 241L134 240L135 241V238L134 237H136L137 236ZM158 234V233H157ZM163 234V233H162ZM162 234L159 236V242H160V240H162L163 239V237H161L162 236ZM163 234V235H164ZM209 234H208V236H209ZM239 234V235H238ZM13 235V236H14ZM17 235V236H18ZM21 235V234H20ZM27 235V234H26ZM29 235V234H28ZM32 235V234H31ZM36 235H38V233H36ZM107 235V234H106ZM105 235V236H106ZM132 235V234H131ZM181 235V234H180ZM195 235V236H196ZM202 235V236H201ZM214 235V234H213ZM242 235V236H241ZM255 235V234H254ZM256 235L254 236V237H252V239H254V238H256ZM264 235V234H263ZM24 235H21L20 236V240H21V238L23 237ZM35 236V235H34ZM46 236H48V234L46 235ZM104 236V237H105ZM123 236V238H125ZM128 236V235H127ZM148 236V235H147ZM165 236V235H164ZM239 236V237H238ZM1 237H3V239H4V237H6V235L5 236H1ZM7 237L5 238V239H7ZM30 237H33V236H30ZM131 237V236H130ZM144 237V236H143ZM162 239H161V238ZM197 237H195V238H197ZM205 237V238H204ZM212 237V236H211ZM247 237V236H246ZM11 238H10V240H11ZM25 238V237H24ZM127 238V237H126ZM146 238V237H145ZM170 238V239H169ZM177 238V237H176ZM176 238H175V240H176ZM182 238V237H181ZM199 238H203V240L201 239V241H200V239ZM234 238V239H235ZM257 238H259V237H257ZM257 238H256V240H257ZM260 238H261V236H260ZM1 239V238H0ZM13 239H15V237L13 238ZM19 239V238H18ZM26 239V238H25ZM24 239V240H25ZM211 239V238H210ZM219 240H220V238H218ZM218 239H216V241H218ZM236 239H235V241H236ZM245 239H247V238H245ZM2 240V239H1ZM116 240V239H115ZM124 240V239H123ZM127 240V239H126ZM130 240V241H131ZM178 240V239H177ZM239 240V241H240ZM255 240V241H256ZM5 241V240H4ZM11 241H13V240H11ZM15 241V240H14ZM13 241V242H14ZM18 241V240H17ZM22 241V240H21ZM129 241V242H130ZM131 241V242H132ZM158 241V240H157ZM179 241V240H178ZM220 241H222V240H220ZM250 241H251V238H250ZM254 241V240H253ZM3 242V241H2ZM24 242H26V241H24ZM33 242V243H34ZM119 242L121 243V244H119ZM129 242L127 243V244H129ZM158 242V243H159ZM174 242V241H173ZM208 242V241H207ZM245 242H246V240H245ZM247 242H249V241H247ZM257 242V241H256ZM263 242H264V239H263ZM262 241L258 244V246H255L256 247V249L259 247V245H264V243H263ZM7 243V242H6ZM9 244H10V241L8 242ZM23 243V242H22ZM39 243V242H38ZM37 243V244H38ZM41 243V242H40ZM41 243V244H42ZM115 243V242H114ZM133 243V242H132ZM157 243V244H158ZM176 243V242H175ZM192 243H190V241H189V247H187L188 245L187 244H185L186 245V247L185 248H187V249H185V251L186 250H188V248H190L191 246H190V244H192ZM214 243V242H213ZM213 243H212V245H213ZM243 243H244V240H243ZM250 243V242H249ZM5 244V243H4ZM9 244H7V245H9ZM14 244V243H13ZM13 244H12V242H11V245H12V247H13ZM16 244H20V245H23V244H21V243H16ZM102 244V242L99 244L100 246H102L101 245ZM127 244H125V245H127ZM218 244V243H217ZM223 244V243H222ZM30 245H32V243L30 244ZM33 245H35V244H33ZM114 245V244H113ZM112 245V247H115V246H117L116 244L113 246ZM132 245H134V243L132 244ZM168 245V244H167ZM211 245V244H210ZM234 245V244H233ZM236 245V244H235ZM247 245V244H246ZM255 245V244H254ZM254 245H252V248L254 247ZM256 245H257V243H256ZM15 246V245H14ZM36 246V245H35ZM39 246H41V247H39ZM95 246H96V244H95ZM98 246V245H97ZM96 246V247H97ZM198 246V247H199ZM204 246V245H203ZM202 246V247H203ZM221 246H224V245H221ZM220 246V247H221ZM225 246H226V243H225ZM251 246V245H250ZM10 247V245L8 246V247H6L7 248V250H8V248ZM17 247V246H16ZM16 247H14L15 249H16ZM19 245H18V249H19ZM33 247V246H32ZM91 247H94V246H90V248ZM96 247H94L95 249H96ZM112 247H111V249H112ZM121 247V246H120ZM119 247V248H120ZM128 247V246H127ZM161 247V248H162ZM163 247V248H164ZM179 247V246H178ZM194 247V246H193ZM197 247V249H199ZM202 247H200V248H202ZM220 247H219V249H220ZM229 247V246H228ZM233 247V246H232ZM255 247H254V250H253V254H255L257 251L255 250ZM261 248L260 249H262V247L263 246H260ZM11 248V247H10ZM21 248V247H20ZM89 248V247H88ZM100 249H101V247H99ZM118 248V246L117 247H115V248H113L114 249V251H115V249H117ZM118 248V249H119ZM125 248H126V246H125ZM129 248V247H128ZM131 248V247H130ZM132 248H134V246H132ZM181 248H182V246H181ZM222 248V247H221ZM227 248V247H226ZM230 248V247H229ZM242 248V247H241ZM93 249V248H92ZM99 249V251H101ZM103 249V248H102ZM123 249V248H122ZM168 249V248H167ZM248 249V248H247ZM94 250V249H93ZM104 250H105V248H104ZM110 249H108L107 251H109ZM120 250V249H119ZM118 250V251H119ZM128 250V249H127ZM163 250V249H162ZM161 250V251H162ZM165 250V249H164ZM204 250V249H203ZM218 250V249H217ZM225 250H227V249H225ZM239 250V249H238ZM237 250V251H238ZM244 251L246 250L245 248L243 249ZM242 250V251H243ZM86 251V250H85ZM95 251V250H94ZM97 252H98V254H101L102 253V251H101V253H99V251H98V249L96 250ZM185 251H181V252H185ZM189 251H190V249H189ZM189 251H188V255H189ZM192 251H195V249H193L192 248ZM218 251H220V250H218ZM218 251H214V252H218ZM254 251H256L255 253H254ZM6 252V251H5ZM82 252H84V251H82ZM82 252H80V254H82ZM97 252H93V254L91 255V254H86V256H89V255H91V256H93L94 254L95 255H97ZM105 252V251H104ZM111 252V251H110ZM113 252V251H112ZM111 252V254H113V256H114V254L117 252V250H116V252H113L112 253ZM122 252V251H121ZM214 252H212L213 254H214ZM74 253V254H73ZM88 253V252H87ZM108 253V252H107ZM118 253V252H117ZM116 253V254H117ZM120 253V252H119ZM118 253V254H119ZM164 253V252H163ZM186 253H187V251H186ZM240 253V252H239ZM241 253H244V252H241ZM105 254V253H104ZM109 254V253H108ZM111 254H109V255H101L102 256V258L106 261V258H107V256H109L108 257V259L107 260H109V258H110V256L112 257V255ZM124 254V253H123ZM182 254V253H181ZM250 254V253H249ZM252 254V256H254ZM4 255H6L5 253H4ZM158 255H159V253H158ZM157 255V256H158ZM185 255V254H184ZM183 255V256H184ZM187 255V254H186ZM219 255V254H218ZM217 255V256H218ZM228 255V254H227ZM240 255H242V254H240ZM248 255V254H247ZM247 255H245V257L247 256ZM91 256H90V258H91ZM116 256V255H115ZM124 255H122V257H123ZM163 256V255H162ZM166 256H168V255H166ZM180 256V255H179ZM204 256V255H203ZM122 257H121V259H122ZM159 257H160V255H159ZM182 257V256H181ZM209 257V256H208ZM208 257H206V258H208ZM211 257V256H210ZM209 257V258H210ZM216 257V256H215ZM226 257V256H225ZM251 257V256H250ZM78 258V257H77ZM82 258V257H81ZM134 258V257H133ZM137 258V257H136ZM180 258V257H179ZM209 258H208V260H209ZM214 258V257H213ZM240 258V257H239ZM261 258H262V255H261ZM71 259H73V258H71ZM87 259H88V257H87ZM111 259V258H110ZM116 259V258H115ZM130 259H132V258H130ZM130 259H128V261L130 260ZM144 259V258H143ZM147 258H145V260H146ZM149 259V258H148ZM156 259H159V258H156ZM181 259V258H180ZM184 259V258H183ZM216 259V258H215ZM235 259H237V257L235 258ZM246 260L247 259V257H246V259L243 257L242 258V260ZM263 259V258H262ZM262 259H260V260H262ZM84 260H85V258H84ZM90 260V259H89ZM93 260H94V258H93ZM102 259H101V257H97L96 258V261H92L91 263H93V264H107V262H104V260L103 261H101ZM132 260H134V259H132ZM205 260H207V259H205ZM211 260V259H210ZM209 260V261H210ZM220 260H222V259H220ZM224 260H226V259H224ZM233 260V259H232ZM238 260V259H237ZM240 260V259H239ZM242 260H240V261H242ZM243 260V261H244ZM65 261H64V263L63 264H65ZM68 261V260H67ZM88 261V260H87ZM139 261V260H138ZM148 261V260H147ZM147 261H144V262H146L147 263ZM216 261V260H215ZM255 261V260H254ZM80 263H81V261H79ZM83 262H85V261H83L82 260V264H83ZM96 262V263H95ZM97 262H99V263H97ZM115 262H117V260H115L114 261V263ZM119 259H118V264H119ZM124 262V261H123ZM140 262H142L141 260L138 262V263H140ZM144 262H143V264H144ZM185 262V261H184ZM206 262V261H205ZM208 262V261H207ZM223 262H225V261H223ZM222 262V263H223ZM238 262V261H237ZM260 262V261H259ZM91 263H89V261H88V263H86V264H91ZM113 263V264H114ZM120 263H122V262H120ZM133 264H134V261L132 262ZM135 263H137V260H135ZM153 263H155V261L153 262ZM156 263H157V261H156ZM155 263V264H156ZM198 263H200V262H198ZM203 264H204V262H202ZM201 263V264H202ZM212 263V262H211ZM219 263H221V262H219ZM221 263V264H222ZM240 262H238V264H239ZM254 263V262H253ZM79 264V263H78ZM85 264V263H84ZM112 264V263H111ZM214 264V263H213ZM226 264V263H225ZM263 264V263H262Z\"/></svg>",
	"mask_w": 264,
	"mask_h": 264
},
{
	"label": "rangeland",
	"instance_id": "obj_2",
	"mask_svg": "<svg viewBox=\"0 0 264 264\" xmlns=\"http://www.w3.org/2000/svg\"><path fill=\"white\" fill-rule=\"evenodd\" d=\"M109 0H83V3H82V5L80 6L81 8H79L78 9V11H76V12H79L80 11V9H82L81 10V12H82V14L80 15V17H79V19L80 20H78V21H76V23L75 22H71V24L66 28V29H64V31H62L60 34H59V38H56L52 43H50L48 46V50H51L52 48V46L56 43V42H59V40H60V42H61V51H63V50H65L66 48H67V46L68 45H70L71 43V41L72 40H68L67 39V37H68V35H67V31H73V29L74 28H76L78 25H80V24H82V23H84L85 21H87V19L89 20L91 17H93L94 15H95V13L96 12H102V11H105V10H107L108 9V6H109V3L110 4H112V2H114V1H117V0H110L109 2H108ZM183 1V2H182ZM182 1H180V0H175L174 1V7L175 8H179V7H182V6H184V7H182V8H180V9H183L184 8V10L186 11H190L189 13H192V12H194L195 11V6H196V8L198 7L197 6V0H182ZM196 1V2H195ZM200 1H202V0H200ZM199 0H198V5H201V7H202V9H201V7H199V9H201V11L202 12H204V14L201 12V13H199L200 14V16H204V17H201V19H203L202 20V22H199L200 20H198V23H197V20L195 19V24L196 25H194V29H192V30H194V31H199L198 33H196V32H194V31H192L191 32V35H190V39H192L193 40V42H192V44L190 43L189 44V42H191L192 40H187V42H186V44H189L188 45V47L189 46H191V47H186L187 45H185V49L186 50H189V51H186V52H182V57H184V59L182 58V60H184V61H187L189 58H193V57H197V59H199V64H198V66L197 67H199L200 65H201V67H199V68H197V72H198V69L200 70L199 72L201 73L202 72V74L205 72V74H207V75H205L204 74V76H207V77H205V79L207 80L206 82H209L210 84L212 83L211 81H213V82H215V81H219V79H221L217 84H215V83H212V85L214 84V86L216 87H214L213 88V94H210V96L208 95V97H210V98H212L211 99V102L209 101L210 100V98H206L205 99V97L203 98V96L202 95H200L202 92H199V89L202 91V89L200 88V87H202V85H200V84H198V86H197V88H198V91H197V88H192V90H190V91H188L189 92V94L188 93H186V95L184 96L180 91H182L183 90V88L182 87H179L178 88V92L176 91L175 93H173V94H171V96L173 97V96H175V97H180V95L178 96V94H179V92L183 95V97H182V99H181V101H183V102H180V104H179V98H176L177 100L175 101V99H174V97H173V99L171 98V97H167L166 95H165V91H166V85L165 86H163V87H160V86H162L163 84L161 83V82H163L164 80H165V82H164V84H166V81L167 80H170L171 78L173 79V80H175L174 78H176V75H177V73H175L176 71H178V66L176 65V64H178V62L177 63H173L172 62V60L171 61H168L169 62V64H170V66L172 65L171 64V62L173 63V65H174V67L173 66H171L173 69L175 68V65H176V71L175 70H171L170 68V66H168V67H170V68H168V67H166L167 65H169V64H164V65H162L161 66V68L160 69H164V71L163 72H165V71H167V72H169L168 71V69L169 70H171L170 71V73L172 74V77H170L169 75H170V73H164V74H162L163 72H162V70H160L161 71V74L163 75L161 78H162V80H163V78L164 77H167V78H164V80L162 81H160V83L161 84H158L159 83V80H158V78L161 76V74L159 73V77L157 78V75H155L152 79H151V81L153 82V83H150L149 84V86H148V90H147V96H146V98H147V100L145 101V102H143V105H141L139 108H138V106H136V107H134V106H131L130 108H125V109H122V110H117V111H115V112H113L112 114L110 113V116H109V118H108V121H106V122H104L103 123V127H102V129L101 130H99L100 132H98L97 133V131H98V129H97V126H98V122H95V121H92V122H86V124L88 125H86V124H84L85 122H81L80 121V117H81V115L83 114V112L82 111H85L86 109H85V107L87 106V107H95L97 104H101V102H102V99H103V101L105 100L104 98H101L100 97V95H95L96 93L94 92V94H92V97L90 96V97H88L89 99H94L95 97H97V98H95V99H97V100H95L94 101V103L96 104V105H93V100H90V104H92V106L90 105H88L89 103H88V101H89V99H85V101H77V103H79V105L77 104V103H75L74 105H72L73 107L74 106H76V108H75V110H76V112H74L75 110H73L74 108H71L72 106H70V107H68V108H63L62 106H58L59 107V109H61V114L63 113H65V115H64V117H63V114L61 115H59L58 114V111H59V109H58V107L55 105V108H57L56 109V112L53 114V115H51L50 117H49V119H48V122L49 123H52V121H53V119H56L57 118V116H58V120L56 119V121H58V130H59V137H61L62 139H64V141L63 140H61L60 141V143L62 144L61 146H59V147H57L58 145H60V143L59 144H55L54 146H51V148L53 147V149L55 148V146L57 147V148H55L56 150H57V154H56V163H54L55 165H57V163H58V167L60 166L59 165V162H60V160L58 159V158H60L61 156L60 155H62L63 154V152H62V150L64 149L65 150V148L67 147V148H69V146L68 145H70V146H73L75 143H76V141H75V143H74V140L73 139H75V140H77V143H79V145L76 143L75 144V147L74 148H72L71 149V147H70V149L71 150H75L77 147H80L81 146V148H83V147H86V149L88 148L87 146L89 145V148H92V146L94 145V147L93 148H95L97 151H94L93 153H91L90 155H88V156H86L85 157V159H83L81 162H86V164L84 163H82L83 165H86L87 166V168H86V166L84 167L83 165H82V167H79V166H81V162L80 163H78L77 165H73L72 167H71V171H76V170H78V168L80 169V168H82V169H92V170H94V169H98L97 167H101L102 166V161H106L105 163L103 162V164H104V166H106L107 164H108V162H111L110 164L112 165L113 163H114V161H115V164L114 165H112V166H114V167H112L110 164H109V166L111 167H108V168H110V169H114V170H116V169H121L122 170V168H120V164H122L121 166H126V168H125V166L123 167V169L125 168V170H122L121 171V173H118L119 175L121 174L122 175V177H121V175L119 176L118 174H116V171H112L111 170V172H110V169H108V168H106V169H108V171L107 170H105L106 172H110L111 174H110V176L108 177V175L106 176L105 174H108V173H106L105 171H104V176H103V178H102V174H98L99 175V177H101L102 179H97L96 180V178L95 177H93V175L91 176V178L90 177H88V178H90V179H87L86 181H85V183L88 185L89 183L88 182H90V181H92V182H90V183H92L93 185H94V183L96 182L97 184H95L94 186L92 185V184H90L91 186L88 188V186L85 188V183L83 184V186H81V189H86V192H85V194H84V191H82L81 189H79L80 191H78L77 190V186H73L74 188H75V191H77V192H75L74 191V189H73V187L71 188H67V190H70V193L66 190V193L64 194L65 196H63V197H66V194H68L67 195V197H68V199H70L71 197H70V195L73 197H75V195H77V194H80L79 196L81 197V198H83L84 197V195H86V193L88 194V192H87V190L88 189H90L91 188V191H89L90 193L87 195L88 196V199H87V201H86V197L84 198V200H83V203H82V200H81V198L79 199V197H78V195H77V197H78V199L81 201H78V199L77 200H75V199H71L70 200V203H71V201H73V200H75L74 201V203L72 202V204H71V206H70V204H69V200L67 201V197H66V201H64V199H62L63 200V204H59L60 206H59V208H57L56 206H55V202L54 203H52L53 205H50L49 207H52V211L53 210H56L55 209V207L57 208V210H56V212H54V213H52V215L54 216V215H56V217L54 218L53 216H51L49 219H51L52 220V222H50V223H48V225H43V223L45 222L46 224H47V218L50 216V214H51V210L49 209V207L47 208V209H49L48 211H50L49 213H48V211H47V209H46V211H47V213L45 214V212L44 211H42V212H44V213H40V215H41V217H40V215H38V217L37 218H43L44 220L41 222V220H40V222L38 221L39 219H37V220H35L34 218L33 219H31V218H29V220L28 221H31L30 223H32V226H30V227H32V228H29V225H31L28 221H27V219H23V218H20V217H18L19 219H20V221H22V220H25V222L27 221L28 223H29V225H28V223L26 222V224L25 223H23L24 221H22L21 223L22 224H25V225H22V224H20V222L18 221L19 219L16 217V219H18V220H16V222H15V220H14V218L12 217V218H10V216L8 217V216H6V215H8L7 213H3L5 210V207H7V206H5L4 205V202L6 203V205H8L7 204V201H5V199H7L8 197H9V195L11 194H14L15 192H14V190L15 189H13V188H16V189H18L17 191H20L21 190V188H22V190L20 191V192H22L23 193V191H24V193H27V191L28 192H30V191H34L35 190V188H36V190H37V188L39 189L42 185H43V181L47 178V179H52L51 181H52V183H56V179H57V181L59 182V180L61 181L64 177H65V174H66V172H64L63 171V173L62 172H57V170H58V167L57 166H55L54 164H52L53 166H51V165H48V163H46L47 161H45V158H46V152L44 151V150H42V152H41V150L39 151V152H37L36 153V155H35V157H38V158H35V157H32L31 159H29L28 161L30 162V160L33 162H27V163H25L24 164V166L23 167H26V168H23L21 165H19V166H17L14 170L16 171V172H14V170L10 173V175H14V176H17L18 174V176L17 177H11L10 175H8L9 177H6V178H8V179H4L3 181H5V180H7V181H5L4 183L3 182H1V183H3V185L0 183V189L2 190V192L4 193H6V194H3L4 196H3V198L1 199V202L3 203V205H2V203H0L1 204V207H3V209H1V207H0V225H2L3 227L5 226V227H11L12 229H13V232H11L12 231V229L11 228H6L7 229V231H6V233L8 234V232H9V234H8V236L9 235H11L12 233H14L17 229H14V228H20V229H22L24 226H27L28 225V227H26V229H25V232H27V233H22V230H20V229H18L17 231L18 232H16V234L17 233H19L20 231H21V235H24L22 238H21V240H20V234L17 236L15 233V235L14 234H12V237L14 238L15 237V239H13V238H11L10 236H9V239H8V237H7V234L6 233H4V235H0V238L2 239H0V255L2 256H7V254L9 253V252H14V251H11L12 249L13 250H18V251H20V250H22L24 247H25V244H27V239L29 238V240H28V246H30L32 249H35L36 247H38V245H43V239H42V241H38L37 243L36 242H34V241H31V239H33V238H35V237H38V236H41V237H45V239L46 238H48L49 236H50V234L49 233H51V234H59L58 232H59V230H57L56 229V231L54 230L53 232H50L52 229H55L56 228V226H57V224H58V222H60L59 224H64V225H69V223H75L77 220L76 219H80V218H83L84 217V213H83V211L84 212H86V210H87V208H89V209H91L90 207H87L88 205L90 206L91 204V206H93V202L94 203H96L97 201L96 200H98V198L100 199V200H98L99 202L101 201L102 202V200H103V202L102 203H100L99 204V202H97L96 204H94V206H95V208H92L91 209V211L92 212H94V213H92L89 209H88V213L86 214V216L87 217H85L86 219H91V218H96L97 217V215H98V213H99V209L102 207V206H104L105 205V203H106V198H107V196H109L110 194L109 193H113V190H114V193L116 192H121V190L123 189V190H125V189H127V188H129V187H131V186H133V185H135L136 184V182L138 181V180H144L145 178H148L149 176V178H151L152 176V178L151 179H149L150 180V185L148 186L147 185V189L145 188V191H146V193L143 191V190H141L140 192H138V193H134V194H136V196H134V197H137V199H138V196L140 197L139 199H138V201L135 199V198H133V196L132 195H134V194H131L130 196H128V197H130V198H133V199H131V200H134L133 202H134V204L132 203V201L130 202V199L127 197V199H125L127 202H124L123 201V203L124 204H122L121 205V208H120V210H122V211H120L121 213H119L120 215H118V218H120L119 220H120V222H119V220H118V218H117V220L115 221V223L116 222H118V223H114V224H111V226L107 229L108 231H106L105 232V234H103V236L101 237V239L99 238V240L98 241H100V240H103L104 239V242L103 241H101L102 242V246H100L99 244L101 243H99L98 244V242L97 243H94V245H90V246H94V247H96L97 245V247H96V249L94 248V247H91L90 248V246H88L87 248L86 247H84L85 249L83 250V249H81L80 250V252H82V251H84V252H82V254H80V252L78 251L77 252V254L79 253V255H76V253L74 254V255H72V253L69 255V257H67V260L65 261V259L63 260V262H61L60 264H63L64 263V261H65V264H82V260L83 261H85V262H83V264L85 263H88V261H89V263H91L92 261L94 262V261H96V258L97 257H101V261H103L104 259L102 258V256L101 255H109V254H111V252L113 251V252H116V250H117V252L119 253H115L114 254V256H113V254H111L112 255V257L110 256V258H109V260H107L108 259V257L109 256H107V258H106V261L104 260V262H107V264H113L114 263V261L115 260H117V262H118V259H119V261L120 262H122V263H120L119 262V264H133L132 262L134 261V264H143V262L144 261H147V263L146 262H144V264H155L156 263V261H157V263L156 264H201L202 262H204V264H221L223 261H225V262H223L222 264H238V262H240L239 264H264V245H259V247L256 249V247L255 246H258V244L262 241L263 242V239H264V233H263V231H264V205H261V203L262 202H264V180H263V178H264V176H263V178H262V174L264 175V152H262L263 150H264V148H262V147H264V140H262V143H260L259 142V144L257 143L258 142V138H260V136H259V133H260V135L262 134H264V54H262V55H259V56H253L252 58H251V60H250V62L251 63H249V65H251L250 66V68H251V70H252V77H251V80H250V82H249V86H247V87H244L243 89H241V91H239V90H237L238 92H237V96H238V94H239V96L237 97L236 95H235V98H233V97H231V98H229V101H228V103H229V105L231 104V106L232 107H230L229 105V107H227V108H225L226 106H227V104H226V106H217L216 107V109H215V112L213 113V115L211 114V116L209 117L210 118V120H211V122L213 121V120H215V121H213L211 124L209 123V121H208V124L209 125H201L200 126V128L197 130L198 132H193V133H190V134H194L195 133V135H193V136H195V137H191V139H190V137H189V135L190 134H188L187 136L189 137H187L189 140H194V143L193 142H189V140L186 138L185 139V141H179V138L178 137H176L177 135H175L176 134V128L178 127V124L180 125V126H182V125H184V123H182V122H185L186 120V126L190 123V121L192 120L191 119V115H197V116H199L200 118H203L204 117V115H205V113H206V111L208 110L207 108H208V104H210V103H212V100H213V105H215L216 106V104H218V101H219V98H221V94L222 95H224V92L223 91H225V84H223L222 83V81H223V79L225 80V79H227L230 75H231V73H233V75H234V73L237 71V67H235V65L233 64V63H237V62H235L236 61V59H235V57H236V53H237V49L240 47V45L243 43V41H244V43L243 44H245V42H247V40H248V38H250L251 37V35L249 34L251 31H253L251 34H255V33H257V29L255 30V29H253L252 27H253V22L255 23V21H256V19H257V17H256V15L257 14H259V12L261 13V12H264V1L263 0H203L202 2H200ZM205 1V2H204ZM220 1V2H219ZM256 3H255V2ZM85 2V3H84ZM105 2V3H104ZM179 2H181V3H179ZM190 2V3H189ZM200 2V3H199ZM237 2V3H236ZM184 3H187V4H184ZM192 3H193V6H189V5H192ZM83 4H85L84 6H83ZM196 4V5H195ZM178 5H180V6H178ZM186 5V6H185ZM251 5V6H250ZM106 6V7H105ZM188 6L190 7V8H188ZM205 6V7H204ZM210 6V7H209ZM236 6V7H235ZM249 6H250V8L251 7H253V9L252 10H247V8L249 9ZM83 7V8H82ZM103 7H105V9H103ZM134 7V8H133ZM132 7V9L130 8V10H132V12H145V6H142V9H141V6H136L137 8H135V6H133ZM140 7V9H138ZM228 7V8H227ZM88 8V9H87ZM102 9V10H101ZM137 9H138V11H137ZM199 9L197 8V11H199ZM217 9V10H216ZM221 9V10H220ZM101 10V11H100ZM130 10H126V12H131ZM207 10V11H206ZM244 10H245V13L246 14H244V16L242 15V12L244 13ZM251 11V12H247V11ZM186 11V12H187ZM228 11V12H227ZM43 12V11H42ZM45 12V11H44ZM206 12V13H205ZM230 12V13H229ZM232 12H234V13H232ZM239 12V13H238ZM241 12V13H240ZM253 12V13H252ZM255 12V13H254ZM228 13L230 14V15H228ZM237 14V17L236 18H234V17H232L231 15L232 14H234L235 16H236V14ZM248 13V14H247ZM251 13V14H250ZM136 14V13H135ZM138 14V13H137ZM136 14V15H137ZM199 14L197 15V16H199ZM203 14V15H202ZM225 16H224V15ZM241 16H240V15ZM82 15H84V16H82ZM93 15V16H92ZM233 15V16H234ZM238 15H239V17L241 18V20L239 19V17H238ZM251 15V16H250ZM261 15V16H260ZM82 16V17H81ZM196 16V17H197ZM199 16V17H200ZM214 16H215V18H214ZM228 16V17H227ZM229 16H230V19H229ZM245 16H248L247 18L245 17ZM255 16V17H254ZM259 17H258V19H257V21H256V24L257 23H259L258 24V27H260L261 25V28L264 30V14L262 15V14H259L258 15ZM84 17V18H83ZM199 17H197V18H199ZM242 17H244V19L242 20ZM252 17L254 18L253 19V21H251L252 20ZM263 17V18H262ZM34 18V17H33ZM35 18H36V16H35ZM210 18H211V20H210ZM222 18V19H221ZM225 18V19H224ZM226 18H227V20L229 19L230 21H232L233 23L235 22L236 23V26H235V24H233L232 22H230L229 20H228V24H226V22L227 21H224V20H226ZM232 18V19H231ZM234 18V19H233ZM245 18H246V20H245ZM209 19V20H208ZM240 20V21H242V22H244V24H242V22L240 23V21H238V20ZM26 20V19H25ZM24 20V21H25ZM35 20V19H34ZM84 20V21H83ZM140 20V21H139ZM148 20H152V22L154 23V22H157L155 19L153 20V18H149ZM148 20H146V21H142L139 17H138V19H136V24H134L132 27H129L128 28V32L129 33H123V35L121 36V37H123V38H120L119 39V41L116 43V45H115V48H116V50H117V48L119 47V49L120 48H122V47H128V45H129V43L128 42H130V40L128 41V39H130V37H131V39L133 38V35L136 33V31L138 32L139 30H142L143 32H145L143 29H141V27L142 28H144V27H146L147 28V26H145V25H149V24H147V23H145V22H147ZM220 20V21H219ZM222 20L224 21L223 23L224 24H226V27L227 26H229L230 25V23L232 24L230 27L231 28H229V27H227V29L229 28L230 30H233V33L232 32H229L230 34H226V35H228V37L226 36V38L228 39L227 41H226V39H225V36L224 37H221V38H217L218 37V34L220 33V32H223L224 30H225V28H223V27H221L222 25H223V23H222ZM235 20H237L238 22H239V24L241 25V27H240V25L237 23V21H235ZM255 20V21H254ZM259 20V21H258ZM263 20V21H262ZM24 21H22V22H24ZM139 21V22H138ZM212 21V22H211ZM215 21H216V23H215ZM26 23H27V21H25ZM151 22V23H152ZM210 24H209V23ZM218 22H220V23H222L221 24V26H219L220 25V23H218ZM230 22V23H229ZM247 22H248V25H247ZM250 22V23H249ZM142 23V24H141ZM144 23V24H143ZM150 23V22H149ZM206 23V24H205ZM261 23V24H260ZM74 24H76L75 26L76 27H74L73 25ZM203 24H204V27H206V29H203L204 27H202L203 26ZM207 24H209V25H212V27L211 26H209V25H207ZM217 24H218V27H220V28H223V29H220V30H218V28H217V30L215 29V26L217 27ZM246 24V25H245ZM250 24H252L251 26H249ZM21 25L22 26H25V25H23V23H21ZM138 25V29H137V26ZM152 24H150L149 26H148V28L147 29H149V27L151 26ZM201 25V26H200ZM205 25H207V26H205ZM154 26H156V24L154 23V25H153V27ZM196 26V27H195ZM224 26V25H223ZM232 26H234L235 27V30L236 31H234V28H232ZM238 26V28H236ZM245 26H247L246 28H243V27H245ZM18 27H21V26H18ZM18 27H16V28H14L15 30L16 29H18ZM36 27H39V25L38 26H36ZM74 27V28H73ZM135 27H136V29H135ZM202 27V28H201ZM209 27H211L210 29H209ZM249 27V28H248ZM39 28H41V27H39ZM146 28H144V29H146ZM197 28H198V30H197ZM208 28V29H207ZM213 28V29H212ZM243 28V30H242V32H241V29ZM248 28V29H247ZM14 29H12V31L14 30ZM23 29V28H22ZM21 29V30H22ZM37 29V28H36ZM146 29V30H147ZM200 29V30H199ZM226 29V30H227ZM228 29V30H229ZM15 30H14V32H15ZM21 30H19V31H21ZM39 30V29H38ZM132 30V31H131ZM133 30H135V31H133ZM201 30H202V33L203 34H201ZM204 30H206V31H204ZM208 30V31H207ZM222 30V31H221ZM239 30V31H238ZM246 30V31H245ZM255 30V31H254ZM12 31H10V32H12ZM18 31V30H17ZM16 31V32H17ZM19 31L17 32V33H19ZM131 31V32H130ZM214 31V32H213ZM219 31V32H218ZM245 31V32H244ZM14 32H12V33H9V35L11 34H15ZM140 32V31H139ZM211 32V33H210ZM212 32H213V36H214V38H216V40L215 39H211V36L212 35H209V34H212ZM238 33V36H236L235 35V33ZM249 32V33H248ZM255 32V33H254ZM16 33V34H17ZM66 33V34H65ZM71 33V32H70ZM140 33H142V32H140ZM194 33H196L195 35H194ZM204 33H206V34H204ZM208 33V34H207ZM217 33V34H216ZM234 35H232V34ZM244 33V34H243ZM248 33V35H250V36H248V35H246ZM137 34V33H136ZM135 34V35H136ZM197 34H199V35H197ZM200 34L201 35H203V36H205V37H201L200 36ZM241 34V35H240ZM264 32L263 33H261V34H259L260 35V37H263L264 35ZM192 35H194V39L193 38H191V36ZM246 35V36H245ZM259 35H258V39L256 38V40L255 41H252V40H248V42H250V43H246V47H244V49H243V52H247V51H250L251 49V51H250V53H249V55H253V51L256 49L255 47L257 46H259L260 45V42H262V39L264 40V37L263 38H260L259 37ZM263 35V36H262ZM64 36V37H63ZM67 36V37H66ZM155 36H156V34H155ZM248 36V37H247ZM8 37H10V36H8ZM61 37V38H60ZM128 37V38H127ZM152 37H154V35H152ZM195 37H197V39H198V41L197 40H195L196 38ZM230 37V38H229ZM237 38V40H236V38ZM240 37H241V39H240ZM245 37H246V39H245ZM11 38V37H10ZM14 38V37H13ZM13 38H11V39H13ZM210 38V39H209ZM213 38V37H212ZM231 38H232V40H231ZM242 38H244V40L242 41ZM57 39H59V40H57ZM122 39V40H121ZM126 39H127V41H126ZM202 39V40H201ZM212 40V41H210V43L208 44V42H209V40ZM219 39V40H218ZM221 39V40H220ZM222 39H224V40H222ZM236 41H235V40ZM66 40V41H65ZM208 41L207 43L205 42V41ZM234 40V41H233ZM258 40V41H257ZM261 40V41H260ZM70 43V44H68V42ZM127 42L126 44H124V45H127V46H124L123 45V42ZM194 41H196V43H194ZM202 41V42H201ZM232 41V44L230 43ZM239 41H242V42H239ZM66 42H67V44L68 45H66ZM121 42V43H120ZM211 42H213V43H211ZM219 42H223L222 44L223 45H221V43L219 44ZM31 44H27L28 46H25V48L23 49V51H22V53H20L17 57H15V58H17V59H11V60H8V62L9 61H11V62H9V66H5L4 67V65L3 64H5L4 62L5 61H3L4 59H3V57H1V61H0V65H1V63H3L2 65H3V68L0 70L1 72H0V103H1V101L6 97L7 99L5 100H3V102H5V107L3 106V114L4 115H0L1 117H0V135H2V137H0V141H1V143L0 144H2L1 146L2 147H4L5 145V143L6 144H8V145H11L12 143H13V139H14V137L17 135V134H15V133H18V131H22L23 132V130H27L26 128L28 127V125H26L27 124V122H29V121H31V120H27L26 118H21V119H19V120H16V119H12L11 118V116L8 114L7 115V117H5L6 116V111L8 110V108L11 106V105H13L14 104V102H15V104L14 105H17V106H19L18 104H22V103H26V101H28L27 103H26V105H25V107H22L23 109L24 108H26L27 106H30L31 104H29V103H33L34 102V98H31V96L29 95L28 96V94L30 93V90H28V89H26L28 92H26V90H25V92H23L21 95H18V96H16V97H18V98H15V96H14V94H16L15 92H18V90L22 87V85H23V83H24V81H26L27 79H31L32 80V77H33V79H34V76H36V74L38 73L37 71L39 70V67L41 66V65H43L44 63H45V61L43 60V58H42V52H38V50L39 49H37L36 47H35V44H33L34 42H30ZM193 43H194V45H193ZM200 43L203 45H200ZM206 45H205V44ZM238 43V44H237ZM253 43V44H252ZM256 45H255V44ZM117 44H119V46L117 45ZM120 44H122V45H120ZM208 44V45H207ZM210 44H211V47H210ZM233 44H234V46H233ZM242 44V45H243ZM247 44H249V45H247ZM30 45H33V46H30ZM213 45V46H212ZM221 45V46H220ZM231 45V46H230ZM255 45V46H254ZM66 46V47H65ZM118 46V47H117ZM122 46V47H121ZM194 46H196L195 48H197V49H195L194 48ZM206 46H207V49H206ZM216 46L218 47L217 49H216ZM223 46V47H222ZM239 46V47H238ZM249 46H250V48L251 49H249ZM27 47V48H26ZM201 47V49L200 50H198V48H200ZM204 47V48H203ZM233 47V48H232ZM33 48V49H32ZM65 48V49H64ZM115 48L113 49L114 51H115ZM192 48V49H191ZM194 48V49H193ZM211 48V49H210ZM215 48V49H214ZM227 48V49H226ZM233 49V50H231V49ZM237 48V49H236ZM184 49V50H185ZM202 49H204V51L206 52L207 50V54L205 53V52H203L202 51ZM225 49V50H224ZM236 49V50H235ZM193 50V51H192ZM215 52H214V51ZM222 50V51H221ZM227 50V51H226ZM245 50V51H244ZM34 51V52H33ZM196 51H198V54H196L197 52ZM200 51V52H199ZM201 51H202V54H200L199 55V53H201ZM230 51V54L228 53ZM235 51H236V53H235ZM28 52H30V53H28ZM36 52H38V53H36ZM190 52V53H189ZM209 52V53H208ZM215 54H214V53ZM223 52V53H222ZM33 53V54H32ZM203 53H204V55H205V57L203 56ZM212 53V54H211ZM40 54H41V56H40ZM187 54V56H185V55ZM188 54L189 55H191V56H188ZM193 54H196L195 56L193 55ZM217 54V55H216ZM223 54V55H222ZM228 54H229V56H228ZM35 55V56H34ZM207 55L209 56V57H207ZM212 55H216V57H212ZM225 55H226V59L224 58L225 57ZM33 56V57H32ZM200 56V57H199ZM220 56V57H219ZM227 56L230 58V59H232V57H233V60L234 61H232V60H230L229 58H227ZM25 57H26V59H25ZM41 57V58H40ZM54 56H50L49 58L51 59V58H53ZM222 57V58H221ZM257 57V58H256ZM48 58V60H50ZM186 58V59H185ZM202 58V59H201ZM205 59V61L207 60V62H205L204 63V59ZM206 58H208V59H206ZM209 58H210V60H209ZM212 58L214 59V60H212ZM223 58H224V60H223ZM218 59V60H217ZM219 59H221V60H219ZM227 59H229L230 61V63H232V64H227L228 63V60ZM15 60V61H14ZM38 60V61H37ZM125 60H127L128 61V59H125ZM124 60V61H125ZM194 60V59H193ZM193 60L191 59V61L193 62ZM200 60H202L203 62H201ZM208 60H209V62H208ZM216 60H217V63H216ZM225 62H223V61ZM24 61V62H23ZM123 61V62H124ZM126 61V62H127ZM183 61V63L182 64H185V62ZM210 61H214V62H210ZM219 61V62H218ZM221 61V62H220ZM226 61H227V63H226ZM15 62V63H14ZM23 62V63H22ZM39 62H40V64H39ZM42 62H44V63H42ZM129 62V61H128ZM124 63L123 64V66H125V65H128L129 63ZM167 62V63H168ZM255 62V63H254ZM204 63V64H203ZM210 63V65H208ZM216 63V64H215ZM218 63H220V68H221V65H222V67L224 66V69H226L227 70V67L228 66H225L226 64L227 65H231L230 67H228V70L229 69H231L232 70V72H231V70H229V71H227V72H229V73H222L223 74V76L222 75H220L219 74V70H221L220 68H219V65H218V67H217V64ZM221 63H224V65L223 64H221ZM1 65V66H2ZM6 65H7V62H6ZM205 65H207V66H205ZM216 65V68L214 69V66ZM232 65H234V67L232 66ZM256 65V66H255ZM165 67V68H162V67ZM204 66V67H203ZM208 66H211V72L212 73H214V72H218V75L216 74V73H214V75L213 76H215V81L212 79L213 78V76H210V75H212V73H210V67H208ZM236 66H238V65H236ZM88 67V68H87ZM92 67V66H85L83 69H84V73H83V75L82 74H80L79 75V77H78V79H79V81H80V79H82L81 80V82L84 80V78H85V76L90 72L89 70H90V68ZM206 67V68H205ZM207 67L209 68L208 70H207ZM226 67V68H225ZM6 68V69H5ZM42 68V67H41ZM86 68H87V70H86ZM123 68V67H122ZM120 69V70H118V73H119V71H121V70H123V69ZM201 68H203V70L205 69V71H201L202 69ZM219 70H218V69ZM234 70H233V69ZM236 68V69H235ZM135 69V68H134ZM216 69L218 70V71H216ZM255 69V70H254ZM4 70V71H3ZM26 70V71H25ZM31 70V71H30ZM34 70V71H33ZM213 70H215L214 72H213ZM225 70V71H226ZM254 70V71H253ZM22 71V72H21ZM86 71V72H85ZM131 71H133V72H135V73H137V74H139L140 72H138L136 69H135V71L133 70V69H131ZM159 71V70H158ZM159 71V72H160ZM224 71V72H225ZM35 72V73H34ZM88 72V73H87ZM121 72H123V71H121ZM198 72V73H199ZM208 72V73H207ZM223 72V71H222ZM253 72H254V74H253ZM11 73V74H10ZM26 73V74H25ZM174 73L176 74V75H174ZM199 73V74H200ZM221 73V72H220ZM20 74V75H19ZM34 74V76H32ZM85 74V75H84ZM156 74H158V72L156 73ZM201 74V75H202ZM209 74V75H208ZM229 74V75H228ZM9 75V76H8ZM23 75V76H22ZM82 75V76H81ZM165 75V76H164ZM167 75V76H166ZM174 75V76H173ZM222 77H220V76ZM227 75V76H226ZM233 75H231V76H233ZM13 76H15V77H13ZM22 76V77H21ZM208 76H210L209 78H208ZM219 76L220 78L219 79H217V77ZM226 76V77H225ZM80 77H82V78H80ZM212 77V78H211ZM224 77V78H223ZM254 77V78H253ZM19 78V79H18ZM21 78V79H20ZM24 78H25V80H24ZM36 78V77H35ZM18 79V80H17ZM29 79V80H30ZM167 79V80H166ZM212 79V80H211ZM217 79V80H216ZM24 80V81H23ZM29 80H27V81H29ZM156 80V81H155ZM209 80H211V81H209ZM253 80V82H251ZM9 81H11V82H9ZM15 81H17L16 83L18 84H16L15 83ZM150 81V82H151ZM22 82V83H21ZM154 82H158V83H154ZM80 83V82H79ZM7 84V85H6ZM9 84V85H8ZM13 84V86H11ZM20 84V85H19ZM22 84V85H21ZM152 84H154V85H152ZM219 84V85H218ZM153 87H152V86ZM158 85H159V88H158ZM200 85V86H199ZM218 85V86H217ZM224 85V86H223ZM14 86H15V88H14ZM19 86V87H18ZM221 86V87H220ZM3 87H4V89H3ZM8 87V88H7ZM15 89H13V88ZM135 87V85H133V86H131L129 89H128V91H130V90H134V89H132V88H134ZM149 87H152V89L154 88V90H151V88H149ZM165 87V88H164ZM195 87V86H194ZM223 87H224V89H223ZM17 88V89H16ZM156 88H158V89H156ZM164 90L163 92H162V90ZM203 88V87H202ZM217 88H219L220 90H218ZM1 89H3V90H1ZM180 89V90H179ZM182 89V90H181ZM196 89V90H195ZM4 90H6V91H4ZM9 92H8V91ZM150 90V91H149ZM195 90V91H194ZM124 91V90H123ZM122 91V92H123ZM127 91V92H128ZM152 91H154L153 93H151ZM156 91H158L159 92V94H160V92H161V94H160V96H162V94H163V96L162 97H159V94H156ZM217 91V92H216ZM220 93H219V92ZM4 92V93H3ZM122 92H120V91H118V93L120 94V93H122ZM125 92V91H124ZM149 92V93H148ZM197 92V93H196ZM223 92V93H222ZM118 93H117V95H118ZM129 93V92H128ZM150 93L152 94V96H150ZM198 94L199 93V96L198 97H202L204 100H206L205 102L207 103H203V101L202 100H200V102H201V104H196L195 102L198 100V98H196L197 97V95H195V96H193L194 94ZM215 93V94H214ZM218 93V94H217ZM235 93H236V91H235ZM3 94H5V95H3ZM127 94V93H126ZM126 94H124V96L126 95ZM153 94H154V97H153ZM176 94V95H175ZM190 94H191V96H190ZM217 94V95H216ZM1 95H3V96H1ZM156 95V96H155ZM181 95V96H182ZM12 96V97H11ZM14 96V97H13ZM95 96V97H94ZM119 96V95H118ZM123 96V94H121V96H119V98L121 99V98H125ZM150 96V97H149ZM190 96V97H189ZM218 99H216L215 97ZM23 97H24V99H23ZM29 97V99H27ZM101 99H100V98ZM163 97H167L165 100H168L169 102V104L167 103V101H165L164 100V98ZM185 97L189 100L190 98H192V97H194V98H192V100L191 101H194V100H196V101H194V103L196 104H194L193 102H191V104H190V102L186 99V100H183V99H185ZM219 97V98H218ZM15 98V99H14ZM145 98V99H146ZM154 98V99H153ZM159 98V99H158ZM162 98V99H161ZM201 98V99H202ZM22 99H23V101H22ZM27 99V100H26ZM31 99V100H30ZM148 99L150 100V101H148ZM156 99V100H155ZM160 99H161V101L162 102H159L160 101ZM216 99V100H215ZM230 99H232V100H230ZM12 100V101H11ZM33 100V101H32ZM99 100V101H98ZM154 100V101H153ZM157 100H158V103H161V107H159L160 106V104H158L157 103ZM237 102H236V101ZM25 101V102H24ZM92 101V102H91ZM98 101V103H96ZM101 101V102H100ZM151 101H153V102H151ZM165 101V103H163ZM173 101H175L176 103H175V105L173 106ZM208 101H209V103H208ZM215 101H216V104H215ZM2 102V105L4 104ZM188 102H189V104L192 106L193 104L195 105V107H191V109H193V113H191L192 111H188V110H191V109H189L190 107H189V104H188ZM232 102V103H231ZM82 103V104H81ZM146 104V106H145V104ZM153 103H155V104H157V106L154 104V105H151V104H153ZM165 104L166 106H168V107H166V106H164L163 104ZM171 103H172V106L174 107H171ZM187 103V104H186ZM204 105H203V104ZM11 104V105H10ZM20 104V105H21ZM29 104V105H28ZM81 104V105H80ZM84 104V105H83ZM87 104V105H86ZM149 104H150V106H149ZM163 105V106H162ZM170 105V106H169ZM176 105H178L177 107L180 109H183V106H184V110H179L178 108H176ZM182 107H181V106ZM188 105V106H187ZM0 106H1V104H0ZM148 106V107H147ZM180 106V107H179ZM188 107V110L186 109L187 107ZM197 106V107H196ZM203 108H202V107ZM147 109H146V108ZM159 108V109H161L160 111H159V109H157V108ZM163 107V108H162ZM166 107V111L167 110H170V115H169V118L167 119V120H172V117L174 116V114H176V113H178V116H177V114L173 117V118H175V122L173 121V123H172V121H170V122H168V124H170V123H172L171 125H168V127H169V130L168 131H171V132H168V131H163V132H158L159 131V127H161V126H158V130H156V132H157V134H156V132H155V134H154V132L152 133V132H150V134L152 135V136H147V134H145L146 135V138H143V137H145V135H142V131H143V129H142V125H141V121L142 120H145L144 118H145V115H146V112H147V115H146V119H147V117H148V115L150 114L151 115V113H152V111H153V113H154V111L158 114L159 113V120H160V118L162 117V115L164 114L165 115V110H164V108ZM186 107V108H185ZM199 107V108H198ZM206 107V108H205ZM224 109H223V108ZM235 107H236V109H235ZM21 107H19L18 109H22ZM134 108H136L135 110H134ZM151 108V109H150ZM152 108H154V110L152 109ZM169 108V109H168ZM198 109V110H195V109ZM205 108V109H204ZM235 110H233V109ZM64 109H66L67 111H68V113H69V110H70V115L68 114V113H66L65 111L66 110H64ZM72 109V110H71ZM83 109V110H82ZM85 109V110H84ZM143 110V112L142 111H139V110ZM146 109V110H145ZM150 109V110H149ZM156 109V110H155ZM172 109H174V110H172ZM221 109L224 111V113H223V111H222V114L221 113H219V114H221L222 116H225V117H222V116H220L218 113H217V110L218 111H221ZM228 109H230V110H228ZM82 110V111H81ZM136 111V110H138V112H136V114L134 115L133 113H135L134 111ZM175 110H176V113H174L175 112ZM178 110V111H177ZM189 112L188 114H187V111ZM226 110V111H225ZM231 110H233V111H231ZM79 111H80V113L82 112V114H80L79 113ZM130 111V112H129ZM150 111V112H149ZM159 111V112H158ZM164 113H163V112ZM174 111V112H173ZM180 111V112H179ZM186 111V112H185ZM230 111V112H229ZM73 112V113H72ZM132 112V113H131ZM141 113V116H143L144 118L143 119H141V120H139L138 118H141V116H140V113ZM160 112H162L161 113V115H160ZM183 112H184V114H183ZM194 112H196L195 114H194ZM204 112V113H203ZM225 112L226 113H233V114H225ZM60 113V112H59ZM78 114V116H77V114ZM115 113V114H114ZM130 114V116L133 118H128V117H130L129 115H128V117L126 116V114ZM137 113H139V117L138 116H136V115H138ZM145 114V115H143V114ZM149 113V114H148ZM174 113V114H173ZM183 114V115H181V114ZM191 113V114H190ZM218 114L217 115V117H214V116H216V114ZM58 114V115H57ZM71 114H73V115H71ZM75 114V115H74ZM122 114V115H121ZM124 114V115H123ZM187 114V115H186ZM190 114V115H189ZM199 114V115H198ZM57 115V116H56ZM112 115V116H111ZM181 115V116H180ZM189 115V116H188ZM231 115H233V117L231 116ZM8 116L10 117V118H8ZM68 116V117H67ZM80 116V117H79ZM157 116V117H158ZM161 116V117H160ZM172 116V117H171ZM187 117V118H184V117ZM227 116L230 118L229 120H228V118H227ZM235 116V117H234ZM54 117V118H53ZM56 117V118H55ZM70 117L72 118V119H74V120H77L78 121V123H80V124H75V122H77V121H70ZM79 117V118H78ZM125 117V118H124ZM183 117V118H182ZM190 117V118H189ZM219 117H220V119H219ZM6 118H7V121H6ZM36 119V117H31V118H29V119ZM53 118V119H52ZM62 118H64V119H62ZM68 119V121L66 120V119ZM124 118V119H123ZM126 118H128V123H126L127 122V119ZM135 118H137V119H135ZM164 117H162L161 118V120L160 121H164L165 119H163ZM216 118L218 119V120H216ZM10 121H9V120ZM60 119H62V120H60ZM119 119V122L120 121H122V122H118L119 123V125H121V126H118V124H116L117 122H115V121H117ZM14 122H13V121ZM51 120V121H50ZM67 121V123H66V125H65V122L64 121ZM112 120V121H111ZM132 120H135V122H133ZM137 120H139V121H137ZM158 120V119H157ZM158 120V121H159ZM180 121V122H178V121ZM231 120V121H230ZM234 121V123H233V121ZM235 120H238V121H235ZM15 121H16V124H15ZM25 121H26V124H25ZM60 121V122H59ZM124 121V122H123ZM132 121V123H133V126H132V123H130ZM159 121V123L161 124H163V122H160ZM217 121V122H216ZM2 122L4 123L3 125V128H2ZM11 122V123H10ZM24 122V123H23ZM63 122V123H62ZM68 122H70V123H68ZM110 122V123H109ZM114 122V123H113ZM216 122V123H215ZM6 123H8L7 124V126L8 125H10V127L8 128L7 126H6ZM95 123H96V125H95ZM125 123V124H124ZM158 123V124H159ZM192 123V122H191ZM213 123H214V125H213ZM15 126H13V125ZM59 124L61 125V124H63V130L65 129V132H66V134L63 132V130L61 129V128H59ZM84 124V125H83ZM107 125V129H105V127L106 126H104V125ZM110 124H114V126H115V128L113 127V125H110ZM124 124V125H123ZM127 124H130V125H128V127L129 126H131V127H129V130L130 131H132V132H135L136 131V133H138V131H140V133H141V135H142V138H143V140L144 139H146L145 141H143L142 140V138H140V140L141 141H139V143H137L136 145H135V147L133 146V147H129L131 144H128L127 143V141L129 142V143H131L132 141V136H131V138H130V131L126 128V126H127ZM135 124H137V125H135ZM159 124V125H160ZM68 125H69V127H68ZM76 125V126H75ZM78 125V126H77ZM81 125H83L84 127H81ZM173 125V126H172ZM175 125V126H174ZM190 125V124H189ZM215 126V127H213V126ZM258 125H261V126H258ZM110 126H111V128H110ZM123 126V127H122ZM138 127L139 129H138V131L136 130L137 128H135V127ZM177 126V127H176ZM207 126V127H206ZM13 127H14V129H13ZM25 128V129H22V128ZM96 129H95V128ZM173 129H172V128ZM176 127V128H175ZM201 127H203L204 128V130H207V131H204L203 130V128H201ZM205 127H206V129H205ZM211 127V128H210ZM261 127H262V129H261ZM2 128V129H1ZM5 128V129H4ZM12 129V131H11V129ZM75 128V129H74ZM132 128V129H131ZM134 128V129H133ZM213 128V129H212ZM257 128V129H256ZM85 129V130H84ZM94 131H93V130ZM114 129V130H113ZM118 129H122V130H119V131H116V130H118ZM127 130V132L126 131H123V130ZM209 129L211 130V132H212V130H213V132L212 133H210V131H209ZM219 131V136H217L218 135V133H217V131ZM5 132H4V131ZM82 130L84 131V133L82 132ZM97 130V131H96ZM106 130V131H105ZM261 130H263L262 132H261ZM10 131V132H9ZM16 131V132H15ZM60 131H62L63 133H61ZM69 131V132H68ZM75 131H76V133H75ZM89 131V132H88ZM93 131V132H92ZM202 131V133H200ZM204 131V132H203ZM215 131V132H214ZM260 131V132H259ZM5 134H4V133ZM22 132H20V133H22ZM73 132V133H72ZM89 134H88V133ZM106 132V133H105ZM116 132V133H115ZM117 132H118V134H117ZM123 132V133H122ZM165 132V134H163ZM205 132H207L208 134L207 135H209V136H206V135H203V134H205ZM221 132V133H220ZM257 132V134H255V133ZM75 133V135H73ZM95 133V134H94ZM98 134V136H95V135H97ZM108 133L111 135H108ZM115 133V134H114ZM127 133H129L128 135H127ZM162 133V134H161ZM170 133H171V135H170ZM212 134V135H210V134ZM217 134V135H215V134ZM223 133V134H222ZM10 134V135H9ZM63 134V135H62ZM69 134L71 135V138L69 137ZM89 136V137H87V135ZM139 134V133H138ZM149 134V135H150ZM200 134H202V136H200ZM224 134H226V135H224ZM228 134V135H227ZM15 135V136H14ZM63 137H62V136ZM68 137H67V136ZM95 136V138L93 137V136ZM102 135V136H101ZM112 135H113V138H112ZM122 135V136H121ZM126 137V135H127V138H125L124 139V141L122 140L123 138H124V136ZM175 135V136H174ZM221 135V136H220ZM261 135V136H262ZM76 136H77V138H76ZM83 136L85 137V138H83ZM100 136V137H99ZM107 138H106V137ZM160 136V137H159ZM168 136V137H167ZM172 136H173V138H172ZM198 136V137H197ZM201 138H200V137ZM204 136V137H203ZM212 136H213V138H212ZM225 136H227V138L225 137ZM230 136V140L228 139V137ZM7 137H9V139L7 140ZM13 137V138H12ZM65 137H66V139H65ZM74 137V138H73ZM94 138V139H89V138ZM98 137V138H97ZM101 137H103V139L104 138H106V139H108V141H106V139H102ZM111 137V138H110ZM123 137V138H122ZM148 137V138H147ZM158 137V138H157ZM167 137V138H166ZM171 137V139L173 140V139H177L178 138V140H176V144L175 143H173L172 142V140L170 141V139H169V141L167 140L168 138H170ZM176 137V138H175ZM206 137V138H205ZM209 137V138H208ZM214 137H216L215 139H214ZM217 137H219L218 138V140L220 141V143L218 142V140H217ZM223 137V138H222ZM258 137V138H257ZM97 138V139H96ZM119 138V139H118ZM128 138H130V139H128ZM150 138V140H151V142L150 141H147L148 139ZM153 138L156 140V141H153ZM193 138V139H192ZM198 138H200V139H198ZM202 138L204 139L203 141H202ZM211 138V139H210ZM256 138H257V140H256ZM68 139V140H67ZM83 139H86V141H84ZM87 139H88V141H87ZM101 140L100 142H107V143H105V145H104V143H100L99 141L97 142L96 140ZM111 139H113L112 141H111ZM159 139H160V141H159ZM162 139H163V141H162ZM205 139H209V140H207V142H208V144L206 143V142H204L205 141ZM214 139V140H213ZM254 139V140H253ZM7 140V141H6ZM11 140V141H10ZM72 140H73V142H72ZM93 140H95V142H93ZM123 141L124 143H126V144H124V143H121V144H119L117 141ZM127 140V141H126ZM174 140V141H175ZM184 140V139H183ZM186 140H188V141H186ZM200 140H201V142H200ZM217 140V141H216ZM235 140V141H234ZM256 142L255 143V145H254V142ZM82 141V142H81ZM92 141V142H91ZM179 143H178V142ZM197 141V143H195ZM199 141V142H198ZM212 141V142H211ZM216 141V142H215ZM225 143H223V142ZM227 141H229V142H227ZM231 141V142H230ZM9 142H10V144H9ZM65 142V143H64ZM72 144H71V143ZM108 142L110 143L109 145V147H108ZM111 142H113V143H111ZM115 142V143H114ZM145 142L146 144H147V142H150L148 145H145V144H143V143ZM156 142V143H155ZM184 144L185 142H187L188 144H189V146H188V144H182V143ZM210 142H211V144H210ZM214 142H215V145H214ZM251 142H253V143H251ZM70 143V144H69ZM80 143H82V144H80ZM86 143L88 144V145H86ZM92 143V144H91ZM98 143V144H97ZM117 143V144H116ZM164 143V144H163ZM168 143V144H167ZM172 143V144H171ZM191 143H193V144H191ZM203 143H206V144H204V146H203ZM218 143V144H217ZM223 143V144H222ZM249 143V144H248ZM252 145H251V144ZM85 144V145H84ZM100 144H102L101 146H100ZM107 144V145H106ZM114 144V145H113ZM140 144V145H139ZM142 144V145H141ZM152 144V147H149L150 145ZM174 144L175 145H179L178 147L180 148L181 146H182V148L184 147H186V148H190V147H192L193 146V150H194V148H195V152L191 149V151L189 152V150L188 149H186L185 148V152H184V150H182V148H180L181 150H179V148H177L178 149V151H183V152H181V155L182 156H179V155H177V154H179V153H177V151H175V153L173 154L172 153V155L170 154L169 156H167V158L169 159L170 158V160L169 161H167L168 159L166 158L165 160H161V159H159V160H155V158L152 156V151H154L153 149H156V152H157V150L158 151H160V149H161V147L162 148H167L168 146L169 147H171L172 145V147H174ZM191 144V145H190ZM198 144V145H197ZM247 144H248V147H244L245 145L247 146ZM37 145H38V143H37ZM37 145H35V146H37ZM84 145V146H83ZM98 145H99V147H98ZM104 145V147H102ZM120 145V146H119ZM123 147H122V146ZM124 145H125V149H124ZM138 145V146H137ZM145 145V146H144ZM160 145V146H159ZM208 145V146H207ZM211 145V146H210ZM220 145V146H219ZM225 145V146H224ZM228 145H231V147L230 146H228ZM250 145V146H249ZM63 146V147H62ZM107 146V147H106ZM126 146H127V148H126ZM132 146V145H131ZM140 146V147H139ZM141 146H143V148L141 147ZM167 146V147H166ZM201 146V148H199ZM207 146V147H206ZM214 146V147H213ZM219 147V148H216V147ZM222 146H223V148H222ZM236 146V147H235ZM244 148H243V147ZM257 147L256 148V152L253 150L252 151V149L254 148V147ZM98 147V148H97ZM120 147H122V149L120 148ZM138 147L141 149L142 148V150H143V152H141L140 153V150L138 151ZM146 147V148H145ZM149 147V148H148ZM168 147V148H169ZM204 147H206V148H204ZM208 147H210V148H208ZM212 147V148H211ZM221 147V148H220ZM226 147V148H225ZM230 149H229V148ZM250 147V148H249ZM252 147V148H251ZM61 148H63V149H61ZM99 148H101V149H99ZM103 148V149H102ZM108 148V149H107ZM110 148H111V150H110ZM114 148V149H113ZM118 148V149H117ZM128 148H130V150H132L131 148H133L136 152H133V150H132V152H133V154L132 155H130L131 154V152H129V154L128 153H126V152H128V151H126V150H129ZM135 148H137V150L135 149ZM146 149V152L147 153H144L145 151V149ZM199 148V150H197V149ZM204 150H203V149ZM241 148V149H240ZM59 149V150H58ZM148 149V150H147ZM176 149V150H177ZM210 149H212V153L210 152ZM219 149V150H218ZM221 149V150H220ZM229 149V151L227 152V150ZM244 149V150H243ZM250 149V150H249ZM63 150V151H64ZM101 150V151H100ZM104 150H108L107 152H105ZM110 150V151H109ZM112 150H115V151H112ZM117 150H119L121 153H122V155H121V153L120 152H118ZM126 152H125V151ZM141 150V151H142ZM150 150H152V151H150ZM197 150V151H196ZM206 150V151H205ZM223 150V151H222ZM240 150V151H239ZM59 151H60V155H59ZM103 151V152H102ZM203 151V152H202ZM218 151H220V152H218ZM250 151H252V152H250ZM261 151V152H260ZM61 152H62V154H61ZM95 152H97V153H95ZM99 152H100V154L102 155V156H100L99 155ZM110 152V155L108 154ZM125 152V153H124ZM138 152V153H137ZM193 152V153H192ZM198 152V153H197ZM199 152H202L201 154L199 153ZM206 152V153H205ZM208 152H209V155H212V156H209L208 155ZM216 152V153H215ZM39 153V154H38ZM103 153H104V155H103ZM111 153H116L115 155H119V156H115L114 154H113V156H111L112 154ZM118 153V154H117ZM125 154V157L123 158V155ZM142 153H143V155H142ZM183 153V154H182ZM191 153V154H190ZM197 153V154H196ZM224 153V154H223ZM239 153V154H238ZM249 153H250V155H249ZM251 153L253 154V156H252V162L249 160V156L251 157ZM263 153V156L261 155ZM42 156H41V155ZM44 154H45V156H44ZM93 154V155H92ZM94 154L96 155V156H94ZM109 155L110 157H112L111 159H110V161H107V160H109V156H108V158L106 157L107 155ZM127 154V155H126ZM135 154V155H134ZM137 154L139 155L138 157H137ZM186 154L187 155H198L199 157H198V159H199V163H200V165L201 166H203V165H206L207 164V168H206V173L209 171V170H211L210 169V167H209V165H211V168L213 167H216V168H214L215 170L216 169H219V170H216V171H220V170H222V171H224V173L221 175V176H219V178H216V180H211L212 182V185H213V187L212 186H210L211 185V183H210V181L208 182L210 185H208V183H207V185H206V189L204 190V191H206V192H204V191H202V193H200V194H195V193H197L195 190H193L194 189V185H195V183L200 179V178H203L204 176H205V171L204 172H202V174L204 175L203 177H200V176H202V174L201 173H198V174H195V173H197V170H195L194 169V171H192L193 169H191V170H186L184 167H185V163L183 162L184 160V157H183V155H185L186 156ZM223 156H222V155ZM247 154V155H246ZM131 156V159H132V157H134L135 158V156H136V159L138 158H140L141 159V161L140 162H138V161H136V163L135 164H133L134 162L130 159V161H128V159L126 160L125 158H127V156L128 157H130ZM134 155V156H133ZM142 155V158L140 157ZM147 155V156H146ZM152 156L151 158L152 159H150L149 157L150 156ZM189 155V156H190ZM201 155L202 156H205L204 158H205V161L207 162H205L204 164H203V162L204 161H202V159H203V157L202 158H200L201 157ZM216 155V156H215ZM219 155V156H218ZM235 155V156H234ZM249 155V156H248ZM261 155V156H260ZM57 156H58V158H57ZM60 156V157H59ZM90 156H91V158H90ZM99 156H100V160L98 159L99 158ZM178 156H179V158H178ZM215 156V157H214ZM247 156V157H246ZM93 157V158H92ZM103 157V158H102ZM117 157V158H116ZM208 157H210V158H208ZM219 157V158H218ZM235 157H237V158H235ZM258 157H260V159L258 158ZM34 158V159H33ZM39 158H44L42 161H40V159ZM119 158V159H118ZM133 158V159H134ZM149 158V160H150V164H149V168H148V164H147V162H149V161H147V159ZM181 158H183L182 160H181ZM186 159L188 158L187 156L185 157ZM206 158H207V160H206ZM221 158H223V159H221ZM232 158H235V159H233L232 160ZM245 158V159H244ZM246 158H247V160H246ZM258 158V159H257ZM39 159V161H37V163H36V160H38ZM90 159H92L93 160V162H91V163H93L92 165L91 164H89L88 162H89V160ZM102 159H104V160H102ZM112 159H113V163H112ZM116 159H117V161H116ZM126 160V162H125V160ZM136 159H134V161L136 160ZM176 159H178V161L176 160ZM189 159V158H188ZM217 159H218V161H217ZM231 159V160H230ZM92 160H90V161H92ZM95 160V161H94ZM119 160H121L120 161V164L118 163V161ZM151 160H153V161H151ZM174 160V161H173ZM201 160V161H200ZM204 160V159H203ZM256 160H258V161H256ZM35 161V162H34ZM59 161V162H58ZM98 161H99V163H98ZM128 161V162H127ZM131 161L133 162L132 164H131ZM163 161H165V162H167V163H165V164H163L162 162ZM173 161V162H172ZM210 161H212L213 162V164L214 165H212V162H210ZM216 161V162H215ZM232 161V162H231ZM239 161V162H238ZM245 161V162H244ZM250 162V164H249V162ZM40 162H45L43 165L40 163ZM97 162V163H96ZM124 162V163H123ZM153 162V163H152ZM156 162H158V164H159V166H157L158 164L156 163V168L153 166L154 164ZM160 162V163H159ZM169 162H171V163H169ZM182 164H180V163ZM219 162V163H218ZM231 162V163H230ZM242 162H243V164H242ZM257 162V163H256ZM32 163V164H31ZM40 163V164H39ZM101 163V164H100ZM126 163V164H125ZM151 163L153 164L152 166H151ZM179 163V164H178ZM202 163V164H201ZM209 163H211V164H209ZM216 163H217V165H216ZM225 163H226V165H225ZM228 163H230L231 164V166H229V169H227V168H225V166L227 167V164ZM240 164V166L239 165H237V164ZM244 163L246 164V165H244ZM34 164V166H32ZM51 166L50 167V170L48 169V167L46 166ZM101 166H100V165ZM116 164H118V165H116ZM124 164V165H123ZM128 164H130V170H128L129 168H128ZM147 164V165H146ZM171 164H173V165H171ZM177 164V165H176ZM223 164H224V166H223ZM42 165V166H41ZM97 165V166H96ZM99 165V166H98ZM116 165V166H115ZM236 165L239 167V168H237V169H234L235 167H236ZM246 166V167H244V166ZM21 166V167H20ZM27 166H30L29 168H27ZM47 167V168H44V167ZM76 166V167H75ZM94 166H96V167H94ZM104 166H102V167H104ZM117 166H119V168L117 167ZM131 166H132V168L134 167H137L136 169H137V175L136 174H134V172L136 171V170H134V169H132L131 168ZM139 166V167H138ZM141 166V167H140ZM150 166H151V168L154 170H152L151 169V171L149 170L148 171V169H150ZM163 166H165V167H163ZM220 166H222V168H224V169H222ZM262 166V167H261ZM32 167L34 168V169H36V167H37V171H39V168H40V170L42 169V170H44L45 171V169H48L47 170V172H41V171H39V172H37L36 170L34 171V169H32ZM42 167V168H41ZM55 167H57V168H55ZM84 167V168H83ZM101 167V168H102ZM142 167H143V169H145L146 170V167H147V171H145V170H143L142 169ZM157 167H159V169H157ZM164 169H163V168ZM171 167V169H169ZM218 167H220V168H218ZM234 167V168H233ZM244 167V171H242L243 169L242 168ZM19 168V169H18ZM21 168H22V170H21ZM33 170H31V169ZM44 168V169H43ZM72 168H74V169H72ZM77 168V169H76ZM141 170H140V169ZM161 168V169H160ZM177 168V169H176ZM246 168V169H245ZM17 169V170H16ZM23 169H24V171H23ZM30 169V170H29ZM55 169H56V173H60L58 176L56 175V173H55ZM60 169V168H59ZM157 169V170H156ZM167 169V170H166ZM173 169V170H172ZM175 169V170H174ZM181 169V172L179 171ZM184 169H185V171H184ZM227 171H226V170ZM231 169H234V170H236V171H234L233 172V174H232V170ZM257 169V170H256ZM29 170V171H28ZM140 172H139V171ZM162 172H161V171ZM184 172H183V171ZM215 170H211V173L213 172V171H215ZM254 170H255V172L256 173H254ZM23 171V172H22ZM52 171V175L50 174V172ZM129 171L130 172H133V173H129ZM179 171V172H178ZM195 172V173H191V172ZM226 171V172H225ZM231 171V172H230ZM21 172V173H20ZM34 172H36V173H34ZM41 172V173H40ZM53 172H54V174H53ZM113 172V173H112ZM150 172V173H149ZM157 172L159 173L160 172V174L161 175H158L157 174ZM190 172V173H189ZM210 172V171H209ZM14 173H16V174H14ZM32 173V174H31ZM38 173V174H37ZM49 173V174H48ZM65 173V174H64ZM127 173H128V176H127ZM144 173H146V176H145V174ZM148 173V174H147ZM153 173V174H152ZM180 173V174H179ZM252 173H254V175L252 174ZM262 173V174H261ZM31 174V175H30ZM35 174H37L38 176H40V174H42L43 176L45 175V176H47L46 178L44 177V179H43V176L41 175V177L39 178H37V176L35 175ZM46 174H48V175H46ZM62 174H64V175H62ZM116 174V175H115ZM133 174H134V176H136V177H134L133 176ZM141 174V175H140ZM159 176V177H157V175ZM169 174V175H168ZM208 174H210V173H207V175ZM228 174H231L232 176H230V178H229V175ZM237 174V176H234V175H236ZM245 174H247V175H245ZM252 174V175H251ZM35 177H33V176ZM60 175H61V178H60ZM98 175H96V176H98ZM112 175H115V177H114V179H115V181H114V179H112ZM132 175V176H131ZM155 175H156V177H155ZM196 175H198L199 176V178L198 177H195ZM206 175V176H207ZM246 177H245V176ZM260 177H259V176ZM24 176H27V177H24ZM30 176V177H29ZM90 176V175H89ZM95 176V175H94ZM106 176V177H105ZM148 176V177H147ZM161 176V177H160ZM189 178H188V177ZM256 176H258V177H256ZM34 178V179H32V178ZM49 177V178H48ZM51 177V178H50ZM108 177V178H107ZM122 179H125V180H121V178ZM127 177H128V179H127ZM139 177V178H138ZM235 177V178H234ZM27 178V180L26 181H28V182H26V183H24V181H25V179ZM29 178V179H28ZM37 178V179H36ZM60 178V179H59ZM105 178H107L106 179V183L103 181H101V180H103V179H105ZM112 179V180H110L111 182H110V185H108V179ZM120 178V180H116V179H119ZM224 178H226V180L224 179ZM232 178H234V179H232ZM254 178V179H253ZM259 180V184H258V181H256L257 179ZM92 179V180H91ZM94 179H95V182H94ZM154 179H155V181H154ZM158 179H159V181H158ZM220 179H224L223 181L225 182H222ZM30 180V181H29ZM33 180V182H31ZM90 180V181H89ZM108 180V181H107ZM135 180H137V181H135ZM151 180H152V187L154 188H152L151 187ZM231 180V181H230ZM246 180H250L249 181V183L247 182H245L244 183V181ZM102 182V183H100V182ZM112 181H114L115 183H113L112 184ZM129 181V183H127L126 184V182H128ZM134 181V182H133ZM182 181V182H181ZM191 181V182H190ZM213 181H214V183H213ZM215 181H216V183H215ZM222 182L223 184L221 185V186H219V183L220 182ZM241 181H243V183L247 186H244V184L241 182ZM253 181V182H252ZM30 182V183H29ZM41 182V183H40ZM125 184L124 186H122L123 185V183ZM131 182V183H130ZM158 182V184H159V186H158V184H156ZM182 184H181V183ZM195 182V183H194ZM228 182H230L229 184H228ZM262 182V183H261ZM14 183H15V185L17 184V187H15V185H14ZM25 184V186H23L24 184ZM29 183V184H28ZM119 183H121V184H119ZM190 183V184H189ZM194 183V184H193ZM240 183H242L241 185L242 186H238ZM12 184L14 185V187L12 186ZM22 184V185H21ZM103 184H105V187H104V185ZM107 184V185H106ZM128 184H132V185H129L128 186ZM149 184V183H148ZM193 184V185H192ZM218 184V188H215V186ZM228 184V185H227ZM258 184V185H257ZM18 185H20V186H18ZM85 185V186H84ZM97 185V186H96ZM126 185H127V187H126ZM155 187H154V186ZM224 185V186H223ZM257 185V186H256ZM3 186V187H2ZM99 186V187H98ZM101 186H103L104 187V189L102 190L101 188H103V187H101ZM118 186V187H117ZM121 186L122 187H124V188H121ZM210 186V187H209ZM237 186L240 188H242L243 186V188L241 189H239V191H238V188H237ZM254 186V187H253ZM19 187H21V188H19ZM83 187V188H82ZM96 187V188H95ZM150 187V188H149ZM190 187V188H189ZM224 187V188H223ZM257 188V189H254V188ZM3 188V189H2ZM88 188V189H87ZM95 190L94 192H93V189ZM100 188V190L101 191H106L105 193L103 192V194H102V192H100V190H98ZM109 188V189H108ZM111 188H114V189H111ZM116 188V189H115ZM188 188V189H187ZM208 188V189H207ZM216 190H215V189ZM219 188H222L221 190L219 189ZM235 188H237L236 190H235ZM254 189V192H255V190H256V193L253 195L252 193H253V189ZM20 189V190H19ZM30 189V190H29ZM71 189H73V190H71ZM97 189V190H96ZM153 189V190H152ZM159 189L161 190L160 192H159ZM212 189H214V190H212ZM231 189V190H230ZM233 189V190H232ZM12 190H13V192H12ZM27 190V191H26ZM111 190V191H110ZM119 190V191H118ZM148 190H150V192L148 191ZM180 190V191H179ZM185 192H184V191ZM193 190V191H192ZM244 190H245V192L247 193V192H250V190H252V193H250V194H247L246 195V197L244 196V198H242L240 201H237V203H236V199L237 200H239V197L241 196V197H243V193L242 192H244ZM247 190H249V191H247ZM71 191H73L72 193H71ZM97 191V192H96ZM153 191H155L156 192V194L153 192ZM190 191V192H189ZM192 191V192H191ZM220 192V194L218 193V192ZM11 192V193H10ZM68 192V193H67ZM81 192V193H80ZM96 192V193H95ZM144 192V193H143ZM151 194V195H149V193ZM159 192V193H158ZM217 192V193H216ZM245 192H244V194H245ZM8 193V194H7ZM74 193V195H72ZM77 193V194H76ZM84 194V195H82L81 196V194ZM92 193V194H91ZM95 193V194H94ZM100 193V194H99ZM140 193H142L141 195H142V197H141V195H139ZM183 193V194H182ZM194 193V194H193ZM208 193H210V194H208ZM213 193H215V194H213ZM240 193V194H239ZM242 193V194H241ZM90 194H91V196L93 197V198H95V200L90 196ZM93 194H94V196H93ZM99 194V195H98ZM102 194V195H101ZM108 194V195H107ZM145 194H147V196L145 195ZM163 194V195H162ZM169 194H171V195H169ZM182 194V195H181ZM208 196H207V195ZM237 194H239V196L237 195ZM96 195V196H95ZM98 195V196H97ZM105 195H107V196H105ZM112 195H114V194H112ZM160 195H162V196H165L166 195V197L164 198H162V196H160ZM194 195H196V196H194V197H196L195 199L196 200H194L193 201V196ZM204 195H206V197L204 196ZM212 195V196H211ZM213 195H215V196H213ZM253 195V196H252ZM6 196H8L7 198H6ZM101 196L104 198H101ZM144 196L146 197V198H144ZM151 196V197H150ZM155 196H158L159 198H161V200L158 198V197H155ZM169 196V197H168ZM180 196V199H178V197ZM182 196H184V197H182ZM188 196V198H186ZM201 196V197H200ZM236 196H237V198H236ZM250 196H252V197H255V198H253V199H251L250 200ZM5 197V198H4ZM70 197V198H69ZM193 197V198H192ZM200 197V198H199ZM203 197H205L204 199H202ZM249 197V198H248ZM150 198V199H149ZM153 198V200H151ZM155 198H157V199H155ZM190 198H192V199H190ZM214 200H213V199ZM216 198V199H215ZM235 198V199H234ZM89 199H91L90 201H88ZM165 199V200H164ZM202 199V200H201ZM208 199H211V202H208L209 200ZM244 199H245V201L246 202H243L244 201ZM248 199V200H247ZM3 200V201H2ZM94 200V201H93ZM129 200V201H128ZM140 200V201H139ZM151 200V201H150ZM154 200L156 201V202H154ZM160 200V201H159ZM180 200V201H179ZM191 200V201H190ZM201 200V201H200ZM253 200V201H252ZM76 201H78L79 203H82L83 204V207H82V204H78V202L76 203ZM84 201H85V203H84ZM93 201V202H92ZM137 201V202H136ZM189 201H190V203H189ZM193 201V202H192ZM200 203H199V202ZM205 201H207L208 203H210V205H207V206H205V205H203V204H206L207 202H205ZM215 201V202H214ZM224 201V202H223ZM232 202V204L230 203V202ZM248 201V202H247ZM262 201V202H261ZM62 201H61V199H60V201H59V203H61ZM87 202V203H86ZM89 202H91V203H89ZM105 202V203H104ZM154 202V203H153ZM158 202V203H157ZM183 202V203H182ZM205 202V203H204ZM242 202H243V205H241L242 204ZM57 203V202H56ZM66 203V206H68L67 204H69V206H70V208L72 209H70V210H67V209H69V206H68V208H65L64 206H63V209L65 210L66 209V211H60V209H62L61 207V205H64ZM89 203V204H88ZM126 203H127V205L129 206V211H128V213L125 211L126 210V208H128V206L126 205ZM128 203H130L131 204V206H132V208L130 207V204H128ZM136 203V204H135ZM172 203H173V205H172ZM197 203V204H196ZM207 203V204H208ZM240 203V204H239ZM246 203V204H245ZM253 203V204H252ZM84 204H86V205H84ZM98 204V206L100 207V208H98V206H96ZM102 204V205H101ZM104 204V205H103ZM133 204V205H132ZM155 204V205H154ZM157 204H159V206H156ZM161 204V205H160ZM164 204V205H163ZM223 204L225 205V204H227L226 206H223ZM230 204V205H229ZM56 205H58V203L56 204ZM72 205H73V207H72ZM123 205H125L126 207H124ZM154 205V206H153ZM171 205H172V207H171ZM202 205H203V207L205 206L206 208H203L202 207ZM211 205H212V207H211ZM249 205V206H248ZM252 207H251V206ZM55 206V207H54ZM86 206V208H84ZM93 206V207H94ZM217 206V207H216ZM228 206V207H227ZM236 206H240L241 207V209H239V208H236ZM75 207H78V208H80V209H78V208H76L75 210H74V208ZM168 208L166 211H163L162 212V210H164V208ZM201 207V209H199ZM223 207H225V209H226V214H225V212H224V210H223ZM227 207V208H226ZM236 209H235V208ZM54 208V209H53ZM152 208V209H151ZM165 208V209H166ZM232 208H234V209H232ZM86 209V210H85ZM97 209V210H96ZM231 209V210H230ZM238 209V210H237ZM222 210H223V213H221L222 212ZM233 210H237V211H233ZM3 211V212H2ZM59 211V212H58ZM81 211V212H80ZM159 211H161V216H160V214H157V216L158 217H156V219H157V221L155 222V223H151V225H147V222H148V219L149 218H154L155 216V212L156 213H158ZM201 211H202V213H201ZM232 213H231V212ZM244 211V212H243ZM2 212V213H1ZM6 212V211H5ZM80 214H78V213ZM89 212L91 213V214H89ZM125 212H126V214L128 215V216H124V215H126L125 214ZM170 212H172V214L170 213ZM188 212V213H187ZM190 212V213H189ZM56 213V214H55ZM60 214L61 213V215H63L64 217H60L61 215H57V214ZM77 213V214H76ZM123 213V214H122ZM160 213V212H159ZM163 213V214H162ZM197 213H199V214H197ZM200 213H201V215H200ZM219 213H221V214H219ZM251 213V214H250ZM2 214L3 215H5L4 216V218H2ZM42 214H45V215H42ZM68 214H69V217H68ZM72 214H74V215H72ZM92 214H94V215H92ZM182 214V215H181ZM188 214V215H187ZM199 216L198 218L196 217L197 215ZM230 214V215H229ZM260 214V215H259ZM66 215V216H65ZM78 216V217H76L75 218V216ZM90 215V216H89ZM122 215V216H121ZM129 215H130V220L128 219L129 218ZM168 215H172L173 217L171 218V216L169 217ZM178 215V216H177ZM181 215V216H180ZM187 217H186V216ZM193 215H194V218L196 219H193V218H191V217H193ZM232 215V216H231ZM249 215H251V216H249ZM43 216V217H42ZM93 216V217H92ZM133 216V218H134V220L136 219V221H134V222H136L135 224L133 223V226L135 225L136 226V228H133L132 227V225H130V224H132L131 222H133V218H132V220H131V217ZM141 216V217H140ZM153 216V217H152ZM160 216V217H159ZM166 216H168V217H166ZM219 216V217H218ZM66 217V218H65ZM175 217V218H174ZM176 217H178V220H177V218ZM180 217V218H179ZM254 217V218H253ZM46 218V219H45ZM71 218H73L72 219V221H71ZM122 218H123V220H122ZM126 218V220L128 221H126V222H124L125 219ZM171 218V219H170ZM174 218V220H172ZM258 218V219H257ZM3 219V220H2ZM14 220L13 221V223H11L12 221L11 220ZM22 219V220H21ZM31 219V220H30ZM57 219V220H56ZM58 219H59V221H58ZM62 219V220H61ZM68 219H70L69 221H68ZM155 219V218H154ZM154 219H152V220H154ZM163 219V220H162ZM169 219L171 220L170 222H169ZM177 221H176V220ZM202 219V220H201ZM250 221H249V220ZM261 219H262V223H261ZM5 220V222H4V224L2 223L3 221ZM9 222H8V221ZM33 220H35V221H33ZM51 220H49V221H51ZM62 222H61V221ZM64 220V221H63ZM122 220V221H121ZM195 221V224H194V221ZM217 221V224H215L216 223V221ZM247 220V221H246ZM256 222H255V221ZM17 221H18V223H17ZM34 222V224H33V222ZM37 221L40 223V224H38L37 223ZM56 221V222H55ZM71 221V222H70ZM159 221H161V222H159ZM166 221H168L169 222V224L167 225V224H163V223H166ZM174 221V222H173ZM252 221V222H251ZM56 224H55V223ZM67 222H69V223H67ZM123 222V223H122ZM146 222V223H145ZM159 222V223H158ZM247 224L248 222H250L251 224L249 225V223H248V226L247 225H244L245 223ZM259 222V223H258ZM6 223V224H5ZM14 223H16V226H19V227H16V226H13L12 224H14ZM51 223H53L52 225H51ZM123 224V227H125L124 229H126V226H128L127 227V229L128 228H133V230H131V229H129L128 231H130V232H127V229L126 230H120L122 227H121V225ZM127 223V224H126ZM129 223V224H128ZM210 223V224H209ZM254 223V224H253ZM11 224V225H10ZM38 224V225H37ZM58 224V225H59ZM119 224V226H120V228H118L117 227V225ZM124 224H126V225H124ZM148 226V228H146L147 226ZM156 224H157V226H156ZM163 224V225H162ZM206 224H208V225H206ZM241 224H242V226L244 227V228H247V230H249L250 231V233L248 234V235H243V238H242V240H240V239H238V243H237V236H236V234H237V230H239V229H241L242 230V226H241ZM258 226H257V225ZM23 227H22V226ZM35 227H34V226ZM37 225V226H36ZM113 225V226H112ZM116 225V226H115ZM129 225H130V227H129ZM137 225H140V226H137ZM155 225V226H154ZM162 225V226H161ZM165 225V226H164ZM45 226H46V228H45ZM55 228H54V227ZM115 226V227H114ZM177 226V227H176ZM211 226V227H210ZM214 226V227H213ZM245 226H247V227H245ZM14 227V228H13ZM41 227V228H40ZM48 227H49V229H48ZM118 228L117 230L118 231H116V232H114V229L112 230V228ZM140 227H143V229L141 230L140 229V231L142 232V231H144V227L147 229H145V233L143 232V233H141V234H137L138 232H140V231H137V229L138 228H140ZM161 227V228H160ZM206 227V229L204 230L205 232H206V234L205 233H202L205 237H206V239H204V241H203V243H202V241H201V239L203 240V238H199L200 239V241H201V245L198 247L197 245H196V247H195V245L192 243V241L194 242L195 241V239L196 240H198V237L200 236V234H201V232L203 231H200V229H204V228ZM213 227V228H212ZM242 227V228H241ZM250 227V228H249ZM34 228H36L35 230H34ZM43 228V230H41L40 231V229H42ZM159 228L161 229V231H162V229L164 230V231H169V232H171V235H172V232H174V231H171L170 229H172L173 230V228H175L174 230L176 231V232H174L173 233V236H172V238L169 240V243H167L166 242V246L167 247H164L165 246V244L163 243L164 241H168V240H166V238H167V236H170L169 234V232L167 233V234H164V232H159ZM165 228H166V230H165ZM168 228V229H167ZM243 228V229H244ZM254 228H255V231H254ZM262 228V229H261ZM5 229V228H4ZM4 229L1 227V229H0V234H3V232H5L4 231ZM5 229V230H6ZM28 229V230H27ZM31 229V230H30ZM112 231H111V230ZM115 229V230H116ZM152 229V230H151ZM155 229H157V230H155ZM185 231H184V230ZM199 229V230H198ZM212 230L211 231V233H210V230ZM253 229V230H252ZM257 229H259V230H257ZM48 230V231H47ZM109 230H110V232H109ZM183 230V231H182ZM263 230V231H262ZM32 231V232H31ZM34 231H37V232H35L34 233ZM124 231H126V235L124 236L125 238H123V236H121L122 238H119V241L120 242H124L122 245H117V237H119L120 235H122L123 233L125 234V232ZM134 231V232H133ZM137 231V232H136ZM148 231V232H147ZM166 231V232H167ZM200 231V232H199ZM203 231V232H204ZM215 231V232H214ZM236 231V232H235ZM252 231V232H251ZM256 231H257V233H260L259 231H261V233H263V234H258V236L256 235L257 233H256ZM11 232V233H10ZM23 232H24V229H23ZM41 232H46V233H44V234H41ZM165 232V233H166ZM36 233H38V235H36ZM117 233V234H116ZM135 233V234H134ZM158 233V234H157ZM165 235H163V234ZM210 233V234H209ZM27 234V235H26ZM29 234V235H28ZM32 234V235H31ZM41 234V235H40ZM48 234V236H46ZM107 234V235H106ZM132 234V235H131ZM137 234V236L136 237H134L135 238V241L133 240H131L130 238H132L133 237V235H136ZM162 234V236L161 237H163V239L162 240H160V242H159V236ZM181 234V235H180ZM198 235V237H197V235ZM208 234H209V236H208ZM214 234V235H213ZM256 235V238L257 237H259V238H257V240H256V238H254V239H252V237H254L255 235ZM6 235V237H7V239H5L6 237H4V239H3V237H1V236H5ZM14 235V236H13ZM35 235V236H34ZM106 235V236H105ZM128 235V236H127ZM148 235V236H147ZM196 235V236H195ZM239 235V234H238ZM30 236H33V237H30ZM105 236V237H104ZM131 236V237H130ZM144 236V237H143ZM202 236V235H201ZM212 236V237H211ZM234 236H236V238L234 237ZM242 236V235H241ZM247 236V237H246ZM260 236H261V238H260ZM26 239H25V238ZM127 237V238H126ZM146 237V238H145ZM171 237V236H170ZM177 237V238H176ZM182 237V238H181ZM195 237H197V238H195ZM204 237V238H205ZM239 237V236H238ZM10 238H11V240H15L14 242L13 241H11L10 240ZM19 238V239H18ZM31 238V239H30ZM175 238H176V240H175ZM211 238V239H210ZM218 238H220V240H222V241H220ZM236 239V241H235V239ZM245 238H247V239H245ZM250 238H251V241H250ZM25 239V240H24ZM116 239V240H115ZM124 239V240H123ZM127 239V240H126ZM168 239V238H167ZM179 241H178V240ZM216 239H218V241H216ZM5 240V241H4ZM18 240V241H17ZM134 243V245H132L133 243L131 242V241ZM158 240V241H157ZM240 240V241H239ZM243 240H244V243H243ZM245 240H246V242H245ZM254 240V241H253ZM257 242H256V241ZM3 241V242H2ZM10 241V244L8 243ZM24 241H26V242H24ZM130 241V242H129ZM174 241V242H173ZM189 241H190V243H192V244H190V248H188V250H186L187 251V253H186V251H185V249H187V248H185L186 247V245L185 244H189ZM208 241V242H207ZM247 241H249V242H247ZM7 242V243H6ZM11 242H12V244H13V247H12V245H11ZM23 242V243H22ZM34 242V243H33ZM42 244H41V243ZM115 242V243H114ZM119 242V244H121ZM129 242V244H127ZM159 242V243H158ZM176 242V243H175ZM197 244L199 243L200 244V242L198 241H195ZM194 242V243H195ZM214 242V243H213ZM259 242V243H258ZM5 243V244H4ZM16 243H21V244H23V245H20V244H16ZM32 243V245H30ZM158 243V244H157ZM164 244V248L162 247V245ZM185 243V244H184ZM195 243V244H196ZM212 243H213V245H212ZM218 243V244H217ZM223 243V244H222ZM225 243H226V246H225ZM256 243H257V245H256ZM264 243V242H263ZM7 244H9L10 245V247L8 248V250H7V248L6 247H8L9 245H7ZM33 244H35V245H33ZM95 244H96V246H95ZM117 245L118 246V248L120 249H115V251H114V249L113 248H115V247H117V246H115V247H112V245ZM125 244H127V245H125ZM168 244V245H167ZM211 244V245H210ZM234 244V245H233ZM236 244V245H235ZM247 244V245H246ZM255 244V245H254ZM15 245V246H14ZM18 245L21 247H19V249H18ZM113 245V246H114ZM204 245V246H203ZM221 245H224V246H221ZM251 245V246H250ZM252 245H254V247H255V250L257 251H254V253L255 254H253L252 252H253V250H254V247L252 248ZM17 246V247H16ZM33 246V247H32ZM41 246H39V247H41ZM125 246H126V248H125ZM129 248H128V247ZM132 246H134V248H132ZM179 246V247H178ZM181 246H182V248H181ZM194 246V247H193ZM203 246V247H202ZM222 248H221V247ZM230 248H229V247ZM233 246V247H232ZM260 246H263L262 247V249H260L261 247ZM14 247H16V249L14 248ZM99 247H101V249L99 248ZM111 247H112V249H111ZM131 247V248H130ZM162 247V248H161ZM187 247H189V245L187 246ZM197 247L199 248V249H197ZM200 247H202V248H200ZM219 247H220V249H219ZM227 247V248H226ZM242 247V248H241ZM95 250H93V249ZM103 248V249H102ZM104 248H105V250H104ZM123 248V249H122ZM168 248V249H167ZM185 248V249H184ZM192 248L193 249H195V251H192ZM246 249L245 251L243 250V249ZM248 248V249H247ZM98 249V251H99V249L102 251V253H101V251H99V253H101V254H98V252L96 251ZM108 249H110L109 251H107ZM128 249V250H127ZM163 249V250H162ZM165 249V250H164ZM189 249H190V251H189ZM204 249V250H203ZM220 250V251H218V250ZM225 249H227V250H225ZM239 249V250H238ZM86 250V251H85ZM119 250V251H118ZM162 250V251H161ZM185 251L184 253L183 252H181V251ZM238 250V251H237ZM243 250V251H242ZM6 251V252H5ZM105 251V252H104ZM111 251V252H110ZM122 251V252H121ZM188 251H189V255H188ZM214 251H218V252H214ZM8 252V253H7ZM88 252V253H87ZM93 252L95 253V252H97V255H93V256H91L92 254H93ZM109 254H108V253ZM112 252V253H113ZM164 252V253H163ZM212 252H214V254L212 253ZM240 252V253H239ZM241 252H244V253H241ZM4 253L6 254V255H4ZM92 253V254H91ZM105 253V254H104ZM124 253V254H123ZM158 253H159V255H160V257H159V255H158ZM182 253V254H181ZM250 253V254H249ZM86 254L88 255V254H91V255H89V256H86ZM185 254V255H184ZM187 254V255H186ZM219 254V255H218ZM228 254V255H227ZM240 254H242V255H240ZM248 254V255H247ZM252 254L254 255V256H252ZM105 255V256H106ZM116 255V256H115ZM122 255H124L123 257H122ZM158 255V256H157ZM163 255V256H162ZM166 255H168V256H166ZM180 255V256H179ZM184 255V256H183ZM204 255V256H203ZM218 255V256H217ZM245 255H247L246 257H247V259H246V257H245ZM261 255H262V258H261ZM90 256H91V258H90ZM182 256V257H181ZM210 258H209V257ZM216 256V257H215ZM226 256V257H225ZM251 256V257H250ZM78 257V258H77ZM82 257V258H81ZM87 257H88V259H87ZM121 257H122V259H121ZM134 257V258H133ZM137 257V258H136ZM181 259H180V258ZM206 257H208L209 258V260H208V258H206ZM214 257V258H213ZM237 257V259H235ZM240 257V258H239ZM245 258L246 260H242V258ZM71 258H73V259H71ZM84 258H85V260H84ZM93 258H94V260H93ZM116 258V259H115ZM130 258H132V259H134V260H132V259H130ZM144 258V259H143ZM145 258H147L146 260H145ZM149 258V259H148ZM156 258H159V259H156ZM184 258V259H183ZM216 258V259H215ZM90 259V260H89ZM128 259H130L129 261H128ZM205 259H207V260H205ZM220 259H222V260H220ZM224 259H226V260H224ZM233 259V260H232ZM242 260V261H240V260ZM260 259H262V260H260ZM88 260V261H87ZM135 260H137V263H135ZM141 260L142 262H140V263H138L139 261ZM216 260V261H215ZM255 260V261H254ZM79 261H81V263L79 262ZM124 261V262H123ZM155 261V263H153ZM185 261V262H184ZM206 261V262H205ZM208 261V262H207ZM238 261V262H237ZM260 261V262H259ZM117 262H115L114 264H118ZM198 262H200V263H198ZM212 262V263H211ZM219 262H221V263H219ZM254 262V263H253ZM96 263V262H95ZM97 263H99V262H97ZM91 264H93V263H91ZM100 264V263H99ZM203 264V263H202Z\"/></svg>",
	"mask_w": 264,
	"mask_h": 264
}]
</instances>
